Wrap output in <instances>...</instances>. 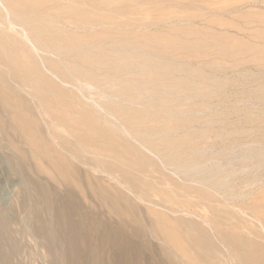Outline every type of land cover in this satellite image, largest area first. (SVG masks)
Returning <instances> with one entry per match:
<instances>
[{
  "label": "rangeland",
  "instance_id": "rangeland-1",
  "mask_svg": "<svg viewBox=\"0 0 264 264\" xmlns=\"http://www.w3.org/2000/svg\"><path fill=\"white\" fill-rule=\"evenodd\" d=\"M144 1H146V0H144ZM144 1H143L142 6H143V8L145 7L144 8L145 10H143V8H141L142 10L140 12L141 15L143 14L142 17L144 20L142 18H140L141 15L138 16V14H133L135 16V18H133L132 14H129V15H131V20L134 19V21H136L138 24L142 23L141 26L143 25V23L145 25V23H147L150 19L158 18V20L159 19L160 20H159V22L157 21L158 24H155L156 26L153 25L150 27V29L147 27L144 28V25H143V28L141 27V30L144 29L145 31L142 30V31H144V32H142L140 30L141 31L140 33L146 32L145 34H147V31H148V33L152 34V31H153V33L155 32L158 35L162 34L166 38L170 39L169 43H171L173 46V42H175L177 38L181 39L182 36H183V38L179 41H182V40L187 41L188 39H192L193 35L192 34L190 35V33L188 34L189 28L199 27L200 25L203 24L201 27L206 26L207 29H209V28L211 29L214 26V29L208 30L209 32H211V31L216 32L218 30L216 32V34L217 33L219 34V32L222 33L224 30V33H222V34H225L224 35L225 41H228L225 43H228L227 45L234 46L235 48L233 47V50H235L237 47V46H235V44L237 45V43H239V44L242 43L241 45H244V44H246L247 40L249 43H251V42L254 43L253 44L254 46L251 45L252 43L249 45L250 47H248V48L247 47L242 48L243 46L242 47L240 46L242 49V50L240 49V51H239V47H238V51H239V53H237L238 56H237V54L235 55V53L234 54L230 53L229 54L230 56L234 55V58L232 57L233 60H231V58H230V61H226L229 59H226L225 57H220V56H219L220 59L218 58V56L216 57L217 59L214 58L213 55L215 56V54L213 52L212 53L210 52L211 54L206 53V54H208L209 57L206 56V59L205 58H199L200 61H198L199 59L195 58V55H196V57H198V55L203 54V51H200L199 48H189L188 50L184 49L185 51L180 49V48H177L178 51L179 50L181 51V53L180 52L177 53V50L175 49L176 46H174V48H172L171 45H169V44L165 45L166 43H164L162 41H159L160 43L159 42L157 43V41L155 42L154 49H157V47H159V46L162 47L163 44L165 45V48L171 46L170 52L168 50L166 52H164V50H166L165 48H158V53L162 54L164 59H165V57H167L165 59L166 61L168 59H170V60H168V62L165 63L164 59L161 60L163 57L160 55V57H161L160 61H162V62H159L158 60L160 57H158L159 56L158 53H156L157 57H158L157 58L155 55V52L154 53L149 52L150 53L149 55H151V58H153L155 60L157 58V62H156L157 64L155 63L154 60H151L150 57L147 55L146 56L149 58V60H151V62H149L148 58L146 60L144 59L146 62H142L144 60H142L140 62L143 63V68L148 67L149 64H151V65L154 64L156 66H158V65L164 66L165 65V67L167 68L169 73H170V71H172V74L166 75V76H168V78H171L173 76L170 79L171 81L174 80V77H178L177 79H180L179 76L181 75V73L184 74V72H186V71L182 72L183 71L182 66L184 64H185V66H183L184 68L189 69V70H190V68L194 69V70L196 69V71H198L199 65L197 66V64L201 65V63H199V62H202V60H204L202 62V66H200V69L202 68V70L204 69L205 71L203 70L204 72L203 71H200V72L204 73V74H202V76L204 77V79L205 78L206 79L204 80L203 78L200 79L197 77L193 80L195 75H193V76L189 75L190 79L188 78V80L189 81L192 80L193 81L192 83L189 82L190 84L188 83V84L183 85L182 83L177 82V84H178V87H177L178 90L177 91L179 93L177 94L178 95L177 96L175 94V92H172V96L175 95L174 98L176 96L177 97L182 96V98H184L182 95L183 93H181V91H183L181 87H183V89L185 88L184 91H187V93H190V94H195V92H196V93H198L197 95H199V93L202 92V95H203L204 91L209 93V91L215 92V90H216L217 94L219 91V94L217 95L215 93L214 94L210 93L211 96H213V95L214 96L211 97L209 95V97H208V93H206V94L204 93V95L202 97L201 93H200L199 96L201 99L195 98L196 100L192 101L193 104L190 103L189 100H185V103L181 102L182 101L181 100V101H179V102H181V105L179 103H178L179 105L176 104V106L178 107V111H177L178 113H179V109L182 108L180 110V113H179L180 116L178 115V113L176 114V112L174 111L175 114L174 113L173 114H174V116L175 115L176 116L174 117L172 115L173 116L172 117V116L167 115V117H168V118L166 117L167 120L161 118L162 113H164L163 109H165V112H166L167 111L166 108H169V106L170 105L172 106V104H168V101H167L166 103L168 105L165 103L166 107L159 109L158 106L156 105L157 103L155 102L156 101L155 99L157 97H154L155 94H153V91L149 87L147 88V86L143 87V89L141 88V90H143V92L141 90H138V89H140L139 85H137V88H136V90L141 92L140 93L137 91L139 94H142L141 95L142 99L144 96L145 97L147 96L146 99H149V98L152 99L153 98L152 99L153 102L149 103V106L147 105V109L145 107L142 108V103L144 102L143 105H145V102H146V101H144L145 97L142 100L141 104H140V102H138L139 104L137 103L140 107H138L135 102H132L133 105L132 104L130 105V104H128L129 102L119 101L120 106L122 105L121 103L124 104L121 107L123 108V111L125 110L124 112H126V114L132 110L134 112H141L143 110L144 111L148 110L150 112H148L147 115H148L149 119H151L154 117L153 115L157 114V116H158L160 114L159 112L163 111L160 114L161 116H159L160 118L157 119L158 121L154 122V124L157 125V124L161 123L162 125H166L167 127L171 126V128L172 127L176 128V129L173 128V130L171 131V133H173V134L176 132V135L174 134L176 137H174V135L171 134L172 136L170 135L171 138L169 136V138H170L169 140H166V139H168V138H166L164 141L163 138L168 136V135L163 136L164 134L163 135L157 134V136L155 135L156 137H158L157 139H155V136H149L147 138V136L145 135V133L147 134V131L149 129L147 127L152 124L147 119L148 117H145V119H147V121L144 124V121H145L143 119L144 117L142 118L143 120L142 119L134 120L135 118L134 119L132 118V117H134L133 111L130 112V113H133V114H131L132 117L129 116V113L126 115L128 122H126V123L123 122V124L125 123L124 127L127 126L129 128L130 125L131 126L132 125H136V126L139 125V127L136 128L135 126H132L131 128H134V129L129 128V130H131L130 131L131 133H129V136H127V131H125L126 134L124 131H121V136L124 137L123 139L126 142L127 141H128V143L131 141L133 142L134 138H136L133 132L139 130L140 133L135 132L136 134L137 133L139 134V135H137V138H136L137 143H135L136 142L135 140H134L135 142H133V143L135 144L136 148H138V149L140 148L139 154H140V156L143 157V160H140L141 167L139 169H135V170L130 171L132 173L127 171V173L125 175H121L120 171H113L114 176H112V174H110V175H111V177H114V179L111 178L106 173H105V175H104V173H101V172L98 174L99 171H97V170L95 171V169L106 168L104 166L103 162H106L108 159L109 162H106V163H111V161L113 160V158L111 156H109L110 154L107 153L106 150L98 147L97 150L101 149L100 153L102 151L101 154H103V155H101L99 153H96V155H95L94 153H92L94 150L96 151L97 146L95 148V144H92V146L94 145V147L89 146V148L92 147V148H90L91 151L89 150V148L87 146L84 145L83 146L84 148H81L82 146L78 147V149L80 148V150L82 152L81 153L79 150V153H81L82 155L84 153L83 156H85L84 158L80 159L81 154H80V156H77L72 152V146L75 148H77V146L74 145V144H76V142L74 141L73 136L70 135V132H69V131H71L70 128L67 129L65 127L64 128L59 127V130L61 129V131H62V132L58 131L59 134H61V136L66 139L64 142H59V140H57L55 138L51 139L49 137V135H50V133L52 134V131L54 128H52L49 125V129H48V126L47 127L45 126L44 121H46L47 123H48V121L45 120L47 118H46V114L43 112H42V125H40L42 136H45L46 140H48V142L51 144L52 153L56 154V153L60 152L59 154L62 155V157L64 155L66 156V154H67V156L66 157L64 156L63 158L65 159L66 163L70 167H72V169H74V171H75V172H73V175H70L69 176L70 178L66 180L67 184L62 182V180L59 183L60 179L57 177V175L55 173L53 174V172H52L53 170L43 160H42V162L36 163V161L34 159H32V157H31L32 156L31 154L33 153V151L32 152H30V151L32 149L29 150V147H28L29 151L25 150L27 148L26 145L25 146L23 145V144H25V142L22 140H19L18 137L14 134V132H11L7 137L8 140H9V138H11V140H9V141L2 140L1 141V139H0V264H230V263L236 264L237 263V259H236L237 251H236L235 243H232V242L227 243L226 241H224V243H223L222 234H229V231L231 229H232L231 230L232 232H230V233H233V234L242 233L243 235L245 234L244 233L245 231L247 234V232L250 231L252 228L257 229L260 232L262 231L261 228H259L261 226H258V225L262 224L261 221L258 219V217L256 218L255 214L251 210H253L254 207H256V204L259 207V209L261 208L262 211L264 210V202H263L264 200L261 201V198L264 199V197H262V196H264V194H260V193H264V91H263L264 90V73H263L264 72V63H260L261 61L264 62V60H262V59H264V57H263L264 54L262 55V53H263L262 50L264 47L261 46L262 44L264 45V41H263L264 40V0H255L256 2L258 1V3H256V2L253 3L254 0H212V1L207 0V3H206V0H201V1L197 0V3H196V0L195 1L191 0L192 1L191 3L189 0H185V1H182V0H180V1L179 0H177V1L173 0L172 1L171 0L172 3L170 0H168V1L163 0L164 2L161 0H157V1L154 0L156 2H154L153 0H149V2L146 1V2H148L147 4ZM159 2H160V5L162 6L163 9L166 8L167 11L168 10L169 11L168 12L166 10L162 11L163 9L158 4ZM169 2H170V5H169ZM203 2H205V3H203ZM154 3H157V5ZM163 3H165V4L167 3L168 5L167 4L165 5ZM188 3H189V5H188ZM193 3H195V4H193ZM255 3H256V5H255ZM206 4L208 6H206ZM186 5L189 7H186ZM190 5H192V6H190ZM193 5H195V6H193ZM216 5H218V6L220 5L222 7L224 6L226 8L220 9L222 7H219L215 10L214 8H216ZM251 5H253V6H251ZM148 6H150L151 8L154 6L157 9L160 7L161 12L159 11L160 8L158 10L160 13L155 8H153L154 12H152L153 10L150 9V7L148 8ZM241 6H242V8H241ZM201 7H203V9ZM208 7H210V9ZM147 8H148V10H146ZM184 9H187V10H184ZM183 10H184V13H183ZM188 10L190 12L192 10H195V11H192V13L195 12V13H193L195 16L194 17L195 22H193V23H192V21L191 22L189 21V20H192L193 14L191 17H189V15L187 16V14H185L186 11H187V13H189ZM196 10L197 11L199 10L198 11L199 13L200 12L203 13L205 10V12H207V13L209 12L208 14H211L209 16H208V14H205V15L202 14V18L204 17L205 19L206 18L209 19L208 23L211 22V19L215 20V18H216L217 20H222V22L224 21V22H228L230 24L228 25L225 23L226 24V26H225V24L219 23L221 21L215 20V22H214L212 20V22L210 24L213 26L210 27L211 25L209 24L210 26L208 28V25H207L208 23L207 22H206L207 24L204 23L207 20L202 19L201 17L196 18V15H197ZM210 10L212 11V13ZM155 11H157V12H155ZM173 11H174V13L172 14ZM175 11H178L179 12V13L177 12L178 14L182 13V14H185L186 17H189V19L186 21L188 24L184 23L183 21H179L181 17H180V15L178 16ZM180 11H181V13H180ZM229 11H230V14H229ZM160 14H163L166 16L163 17ZM169 14H172V16H174V15L178 16L176 19H178L180 17L178 19V21H179L178 24H182V26H184L186 28L183 27L184 29L183 28L180 29L179 26H181V25H177L175 16H174L173 20H172V18H170V20L167 21L169 19V17H172V16H169ZM182 14H181V16L184 18V15H182ZM189 14H191V13H189ZM212 14H215V15H212ZM129 15L126 16L128 21L130 20L128 18ZM167 15L169 17H167ZM136 16H138V17H136ZM160 16H162V17L159 18ZM213 16H214V18H213ZM166 17H167V19H166ZM163 18L166 19V20L164 19L165 22H164V20H162ZM200 18L204 21L200 20ZM174 19H175V21H174ZM186 19L187 18H185L184 20H186ZM196 20L197 21L199 20L198 22H200V23H198ZM189 22L192 24H190ZM213 22L215 24L219 23L218 25H220V24H222V25L221 26H215V24H212ZM163 23H166V24L163 25ZM173 23H174V26L177 25L176 27H178V29H180V32L183 30L185 33L184 32L180 33L178 30H176L177 28L172 26ZM196 24L198 26H196ZM232 24H233V26L235 25L236 27L234 26L235 27L234 29L232 27H230V28H232L230 30L229 26H232ZM57 25H59V24L57 23ZM166 25H169V26L171 25L175 29H173L172 27L166 26ZM190 25H192V27ZM194 25H195V27H193ZM154 26L156 29L154 28ZM159 26H161L162 28ZM227 26H228V28H226ZM237 27L244 30L245 32H243L241 30L239 31L240 33L237 32L238 31V29H236ZM164 28H167V29H164ZM171 28L173 29V33L169 32V35H168L167 30L169 29V31H171ZM146 29H149V30H146ZM162 29H164V31ZM186 29L188 30L187 32H186ZM158 30H160L161 32L160 31H159V33L156 32ZM229 30H230V32H229ZM233 31H236V33ZM174 32H175V34H174ZM214 32H211V33L215 34ZM166 33H167V36H166ZM178 35H180V36L182 35V36L179 38V37H177ZM228 35L231 39L227 38L228 40H226V37H228ZM233 35H234V37L237 35L236 37H238V38L240 37V39L236 40L235 39L236 37L235 38L233 37L234 39L232 40ZM184 37H186V38H184ZM195 37H196V35L194 36L193 39H195ZM235 40H236V42H235ZM225 43L223 42L224 45H226ZM255 43H257V44H255ZM248 44H247V46H248ZM258 44H259V46L262 47V50L260 49V47H259L260 50L258 49ZM216 45L217 46L219 45V46L218 47L215 46V49H216V47L218 49H222L221 47H223V49H232L231 47L229 48V46L222 45V43L220 44V42L219 43L217 42ZM220 45H222V46L220 47ZM251 46L254 48H255V46H257V50H259L258 53L261 55V56H259V59L260 58L261 59L260 60L257 59V61L255 63H253L251 60H253V61L256 60L253 57L254 56L258 57L259 54L257 53V51H255L256 48H255V50H253L251 48ZM171 49H173V50L171 51ZM129 50L131 51V49H128V50L126 49V51L128 53H129ZM134 50L131 51V53L135 54ZM243 50L245 52L249 51V50H253L257 55L253 51H249L248 52L249 54L245 53V52H241ZM173 51H175V54ZM193 51H195V53ZM260 51H262V52L260 53ZM171 52H173L172 54L174 56L175 55L176 56L173 57L171 55ZM190 52H192V53L190 54ZM240 52L242 53L243 56L241 55ZM244 53H245V55H244ZM184 54L185 55L187 54V56H188V57L186 56V59L184 57ZM42 55H43V57H45L46 53L42 51ZM229 55L226 57L227 58L230 57ZM170 56H172V57H170ZM189 56H191V57H189ZM239 56H241L240 59L244 60V58H245V62H238L239 58H237V57H239ZM250 56L253 59L249 58L251 60H249V62H248V60H246V59H248V57H250ZM46 57L52 61L57 60L55 55H52V54H47ZM176 57H178V58H176ZM210 58H211V60L214 58L215 60H218V61L221 60V58H222V60L219 63H216L217 65H214V66L219 67L220 72L216 73L217 72L216 70L218 69L217 67H214V69H216L214 71L213 66L210 64L212 62L210 60ZM182 59L184 60V62H182L183 61ZM190 59L196 60V61H192ZM62 60H63V62H65V61L70 62V59H62ZM180 60H182V61H180ZM152 61H154V62H152ZM186 61H187V63H186ZM208 61H211V62H208ZM181 62H182V64H181ZM221 62L223 65L221 64ZM231 62L234 63V65L237 63L236 66H234L233 64L231 65L230 64ZM246 62H248L247 63V64H249L248 66H247ZM194 64H195V66H194ZM228 64H230L229 65L230 69H229V67H227ZM203 65H204V68H203ZM205 65L207 66V68H205L206 67ZM240 65L241 66L243 65V66L241 67ZM244 65H245V67H244ZM61 66L63 67V64ZM171 66L172 67L174 66V67L172 68ZM226 67L229 69V71ZM177 68H178V70H176ZM179 68L180 69L182 68L181 71H179L180 70ZM225 69H227V70H225ZM140 71L142 74V69ZM230 71H232V73ZM235 71H237V72H235ZM243 71H245V72L243 73ZM205 72L207 74L208 73H210V74H208V75L206 74L207 75L206 76ZM238 72H240L241 74ZM179 73H180V75H179ZM220 73H221V75H220ZM214 74H215V77H214ZM224 74H226V76ZM238 74H240V75H238ZM184 75L180 76L181 79H183L185 77ZM142 76L143 77L147 76V77H145V79H144V78H142ZM166 76H165V78H167ZM208 76H211L214 78H211ZM218 76H219V78H217L216 80L218 81L219 84H222L221 86L215 80V78ZM191 77H192V79H191ZM232 77H234V78H232ZM135 78H139V77L136 75ZM165 78H164V76L157 78L152 72L147 71V70L140 77L141 81L143 80L142 83H144V81H148V79H149V80L155 81V83H157L160 87L162 86L163 83H166V82L169 83L170 82V80L168 78L166 80H165ZM208 78H210V79H208ZM245 78H247V79H245ZM211 79H213V81ZM157 80H159V81H157ZM200 80L205 82L206 84H204L203 82H199ZM214 81H216V83H217V85H214L215 87L213 85H211V84H216V83H211ZM209 82H210V85L208 84ZM7 83L10 84V82H8V81H7ZM194 83H195V86L193 85ZM157 84H156V87H158ZM84 85L88 88V90H92V91H89V94H92V93L93 94L90 95L89 97L94 102H96V103L98 102L97 104H101V106L106 107V102H107V104L110 102H114L113 97H111V96L108 97L105 94H101L99 92H96L95 91L96 89L94 88L93 85L88 84V83H86ZM200 85H204L202 87L205 89H202V87H200ZM189 87H191V88H189ZM193 87H194V89L195 88L197 89V87H200V88H198V90L201 89V91L198 92V90L195 89L196 91L194 92L191 90ZM63 88H65V87H63ZM129 88L131 90L135 89V88H133V86L131 87L130 85H129ZM219 88H220V90H219ZM145 89H147V90H145ZM186 89H188V90H186ZM158 90H160V89H158ZM23 91H22V93L24 95H25V91H26L27 95L30 93L29 89H25ZM145 91H146V93H145ZM220 92H222V93H220ZM227 92H228V94L230 93V95H229L230 98L226 94ZM94 93L97 96L94 95ZM168 94H169V96H167ZM224 94H225V96H224ZM160 95H164L165 98H166V96L169 97L167 99H170V97H172L170 90H167V89H166L165 93H163V94L160 93L158 95V97ZM216 95H217V98H216ZM226 95L228 97H226ZM204 96H207L208 99L211 97V99L206 100V98H207L206 97L205 98L206 102H204L205 100L202 99V98H204ZM221 96H222V98H220ZM214 98L218 101H216ZM102 99H103V101H102ZM104 100H106V102ZM99 101H101V102H99ZM197 101L199 102V104L197 103ZM209 101H211V102H209ZM116 102H118V101H116ZM176 102H178V101H175L173 106H175ZM194 102H195V104H194ZM201 102H203L204 105ZM154 103H156V104H154ZM116 104H117V106H119L118 103H116ZM150 104L152 105V108H151L152 111H151V109H149L151 107ZM187 104L192 105L191 108H189V107L186 108ZM218 105H219V107H218ZM128 107L131 109L130 111L127 110ZM137 107H138V110H137ZM132 108L136 109V111ZM184 108H186L188 110V113H187V110H184ZM212 108H214V109H212ZM94 109L98 111L97 107L96 108L94 107ZM140 109H143V110H140ZM156 109H159L160 111L159 110L155 111ZM0 110H2V108H0ZM2 111H1V113H2ZM115 111H118V110L113 109L112 111L109 112L111 120H113V118L116 119V113L117 112H115ZM98 112L103 113L100 109ZM195 112H196V114H195ZM234 112H235V114H234ZM43 114H45V115H43ZM150 114L152 115V117L150 116ZM177 115H178V117H183V118L186 117V118H184L185 121L182 118H180V120H179ZM213 115H214V117H213ZM197 117H198V119H197ZM199 117H200V119H199ZM215 117H216V119H215ZM130 118L132 120H134V122H132ZM136 118H138V117H136ZM203 118H204V120H203ZM208 118H209V121H208ZM171 119H172V121H171ZM187 119H188V121H191L193 127H191L192 126L191 124L187 125V123H186ZM192 119H194V120H192ZM168 120H170V121H168ZM199 120H203L202 121L203 123H205V121H206V124L209 125V127L206 124H205L206 127H205V125H201V122ZM210 120L214 121V123L212 121H211L212 123H210ZM220 120H221V122H220ZM177 121H180V122L177 123ZM196 121H198V122H196ZM207 121H208V123H207ZM262 121H263V123H262ZM140 122H142L141 126H143V124L145 126L140 127V124H141ZM164 122H166L167 124ZM199 122H200V124H199ZM146 124H148V126ZM161 124H159L160 127L162 126ZM174 124H176V125L178 124L179 130H181V131H178L177 127H175ZM210 124H213V126H210ZM186 126L187 127L189 126L188 128L189 129L191 128V129L185 130V129H188ZM182 127H186V128H182ZM122 128H123V125H122ZM128 128H127V130H128ZM142 128H143V130H142ZM161 128H164V127H161ZM194 128H196V129H194ZM64 129L66 131L65 133H63ZM123 129L126 130L125 128H123ZM136 129H138V130H136ZM182 129L184 131H182ZM193 129H194V132H193ZM197 129L201 130V132H198ZM203 129H206V130H203ZM132 130H134V131H132ZM185 131L186 132L189 131V132L186 134ZM195 131L197 132V134L195 133ZM181 132H183V134L185 133L186 135L184 134V135H182L184 137H181V134H182ZM192 133L194 135H196L195 138H192V137H194ZM190 134H192V136H190ZM94 135L96 136V134H94ZM94 135H93V137H95ZM131 135H134V136H131ZM197 135H200V136L202 135L201 136L202 139L200 138V136H197ZM138 136H141V137L143 136V138L145 140L148 139L149 141H151L153 139L152 143H156L155 144L156 146L155 145L154 146H155V148L157 147L155 150V153H156V151L157 152L162 151V152H160V153L158 152L159 154L156 153V155H154L153 154L154 152L148 151L149 152V154H148L147 150L145 149L146 147L149 148L148 147L149 145L147 142L148 140L144 141L143 139H141V140H143L142 141L143 144H142L141 140L138 141L139 138H141ZM178 136H179V142L177 139ZM186 136H188L189 138L191 137L192 139H186ZM129 137L131 138V141H130ZM159 137H160L161 142H159ZM150 138H152V139L150 140ZM196 138H197V140H196ZM173 139H174V141H173ZM176 139H177V142H176ZM193 139H195V141H196V142H194V143H196L194 145H193ZM10 141L12 142V144L10 143ZM101 141L103 142V144H106L105 143L106 140L105 141L101 140ZM154 141H156V142H154ZM132 142L130 144H132L134 146V144ZM138 142H140V143L138 144ZM6 143H10V144L7 145ZM66 143H67V145H66ZM159 143H161V145ZM170 143L175 144L176 147L170 146ZM187 143L191 144V145H189L190 147L187 146L188 145ZM57 144L60 146V148H59V146H57ZM61 144L62 145L64 144L65 146L64 145L63 146L65 148ZM144 144H147V146H144ZM163 144H165V145H163ZM179 144H181V145H179ZM139 145L143 146L145 148L142 147L143 148L142 149ZM185 145L187 146V148L185 147ZM159 146L162 147L163 150H161L162 148H160ZM192 146L194 147V149L191 150ZM11 147H12V149H11ZM56 147H58V148H56ZM62 147H63V149H62ZM158 148H159V150H158ZM164 148H165V150H164ZM174 148L176 150H174ZM197 148H199V149L196 151ZM58 149H60V150H58ZM64 149H66V150L63 151ZM82 149L85 150L86 152L83 151ZM183 149H184V151H183ZM187 149H189V150L187 151ZM177 150H179V151H177ZM163 151H164V154H163ZM169 151H170V153H172V155L173 154L174 155L173 156L168 155ZM172 151H174V152H172ZM185 151H187V152L185 153ZM28 152L31 155L30 157H29ZM89 152H90V155L87 154ZM104 152L106 153V155ZM141 152H143V153H141ZM151 152H152V154H150ZM189 152H194V153H196V155L197 154L203 155V156H199V157L200 158L204 157V158L203 159L198 158L200 160L199 161L198 159H196L198 155L197 156L195 155L196 156L195 157L194 154L191 153L190 154L191 156H190L188 154ZM71 153H72V156H71ZM91 153L95 155V156H93V158H95V159L92 158ZM182 153L186 154V155L184 156ZM142 154H144L145 156ZM161 154H162V156L159 158V156ZM166 154L168 155L169 161L166 159L164 160V158H163V157L167 158ZM177 154L178 155L180 154L179 157L180 158L182 157V159H179ZM24 155H25L24 160H23L24 163L22 162L23 173L17 174L16 172L13 171V169L10 168L9 159L10 158H13L16 160L19 159V161H20V160H22V158H23L22 156H24ZM146 155L148 156V158ZM157 155H159V156H157ZM192 155L195 157V159ZM149 156L151 157V159H153V161H151ZM186 156H188L190 158L191 162L193 163V164H191V166H190V160L188 161L189 158L186 159ZM172 157H176V160H175L176 162L180 161V160H181V162L175 163L174 162L175 158H172ZM76 158H78V161L80 162V164H79V162H77ZM137 158H139V156ZM158 158L159 159L163 158L164 162L165 161H166V163L168 162V165L164 163L165 166H162L163 161L159 160ZM177 159H179V160H177ZM192 159H193V161H192ZM96 160L100 161V163H96L97 165L95 164ZM154 160L156 162V165L154 164L155 163ZM171 160H173V161H171ZM185 160L187 161V164L189 165L187 167H186V163H185L186 161ZM170 161L172 163H175V165L177 164L176 166L181 168V169H183V168H184V170L187 169L188 173H186L187 171L185 170L186 172L182 173L184 175V177H183V175L180 173V170L177 169V171H179V172H176V167H174L175 169L174 168L172 169V167H170V165H171V164H169ZM197 161H199V162H197ZM81 162L85 163V164H82ZM146 163L148 164V166ZM151 163L154 164L155 166L152 165ZM160 163H162V164H160ZM194 163H195V165H194ZM202 163L204 165L205 164L206 165L204 166ZM77 164H79V165H77ZM93 164H94V166H93ZM178 164H181V165L178 166ZM183 164H184V167L182 168ZM83 165H84V167H83ZM166 165L168 166L169 169H166L167 168ZM175 165L172 164L171 166H175ZM201 166H202V169H199ZM207 166H209V167H207ZM41 167H43V168H41ZM159 167H160V169H159ZM195 167L198 169L196 170ZM37 168H39V169L37 170ZM154 168H155V170H153ZM191 168H192V170H191ZM206 168L208 170H206ZM210 168H212L211 171H209ZM40 169H41V171H40ZM77 169H79V170L77 171ZM145 169H146V171H145ZM165 169L168 171H166ZM188 169H190V170H188ZM147 170H149V171H147ZM202 170L204 171V174H203ZM154 171H156L158 173V175H156V172L154 173ZM162 171H163V173H161ZM169 171H171V172H169ZM189 171L192 172V174ZM145 172H148V173L145 175ZM175 172L177 174H175ZM219 172H222V173H219ZM129 173L132 174V176L129 175ZM133 173H135V174L133 175ZM141 173H143V174H141ZM164 173L166 175L167 174L168 175L166 176ZM178 173L181 175L178 176L179 175ZM194 173L195 174L198 173L197 176H195ZM209 173L211 175L213 173L216 176L213 175L214 176L213 177ZM216 173H219V174H216ZM163 174L166 177H164ZM199 174H201V176L204 175L202 177H206V174L207 175L209 174L210 177L208 175L207 176L208 178H206L207 180H205L201 177V179H203V180H201L199 178ZM220 174L222 176H220ZM173 175H174V177H173ZM191 175H194L197 178H195ZM218 176H220V177H218ZM119 177H122L124 180L122 178L120 179ZM145 177H147V178H145ZM152 177H153V180L155 178V182L151 179ZM159 177H160V180L158 179ZM162 177H164V178H162ZM167 177H168V179H170V178L171 179L168 180V179H166ZM175 177H178V178H175ZM189 177H193L196 181L191 182V181H194V179L190 180ZM223 177H225V181L223 183L227 182L226 184H228V185H224L222 182H220V181L224 180ZM213 178H214V182L212 183L210 181ZM79 180H81L80 183H79ZM91 180L93 181L94 185H93ZM126 180H128L129 182ZM156 180H157V182H156ZM162 180H164V181H162ZM186 180H188V181H186ZM25 182H27V183H25ZM55 182H57V183H55ZM130 182H132V184ZM151 182H152V184H151ZM197 182H198V184H197ZM209 182L211 183V184H209V187L214 186V185L215 186L209 189V187L207 185ZM30 183H31L32 187L29 186ZM70 183H72V185H70ZM118 183H120V184L122 183L121 186ZM125 183H127L128 185H126ZM129 183L131 186L129 185ZM155 183H156V185H155ZM157 183H158V185H159V183H161V184L158 186ZM24 184H27V186L25 188H24ZM123 184L125 185V187H122V186H124ZM217 184H219V186ZM133 185H135V187ZM180 185H181V187H180ZM220 185L223 186V187L221 186L222 188L225 187L228 190H225V188H224L225 191L221 192L222 189H221ZM42 186H43V188H41ZM93 186H95V187H93ZM128 186H130V187H128ZM205 186H206V188H205ZM216 186H218V188H216L214 190V188ZM186 187H188L189 189H187ZM48 188H50V190L52 189L51 192L54 193V196H55V194H56V196L58 195L57 197L55 196L56 198L54 199V207L56 208L55 209L56 211L59 207L58 200L62 199V197L65 196V194H67V190L76 195L75 197L79 202H77L78 204L74 203V205L73 204H71L72 206L70 205V214L67 217L68 220L67 219H65V220L56 219V218H54L53 214H49V212L48 213L46 212V209L44 207L45 202L43 201V193H42V199H41V196L39 194H41L40 193L41 191L43 192V189L45 190ZM93 188H94V190H93ZM111 188L113 190H111ZM129 188H131V189H129ZM181 188L185 189L188 194L186 193L185 190H184L185 191V193H184V191ZM199 188L202 189V192H201V190L199 191ZM79 189L81 190V192ZM97 189L98 190L101 189L100 193H98L99 191L97 192ZM116 189L118 190V192L120 191L119 192L120 194L117 191L113 192ZM211 189H213L216 193ZM231 189H233V190H231ZM63 190L66 193H64ZM54 191H56V193ZM148 191H150V192H148ZM166 191H167V193H166ZM169 191L171 192V195H170ZM176 191L178 192V194L176 193ZM193 191H195L196 193ZM218 191H220V192H218ZM240 191H242V192H240ZM256 191L257 192L261 191V192L257 193ZM101 192H103L102 194H104V193L110 194L111 193V195L113 197H117L120 195L126 197L128 199V200L127 199L126 200L130 203L131 209L129 208L128 204L119 203L118 204L119 208H122L124 210L121 209V211L118 213L117 211L112 209V207H110V205L105 200H104L105 202L102 201L103 199H102ZM212 192H214L215 194ZM237 192H240V194L239 193L237 194ZM245 192L248 193V195H249V193L251 195L248 196ZM253 192L255 194H253ZM132 193H135V194H132ZM241 193L243 194V196L246 195V196H244L245 198L242 196ZM151 194H153V195H151ZM197 194H198V196H197ZM230 194H232V195H230ZM235 194H237L236 196L238 199H235L236 197L232 198L233 196H235ZM259 194H260L261 198H258ZM158 195H160L161 198L158 197ZM172 195L173 196L176 195V198H175V196L173 197ZM131 196H133V197H131ZM170 196H172V198L173 199L175 198V199L174 200L171 199ZM241 196L243 197V199ZM177 197H178V200L180 199V201H176ZM239 197H241V198H239ZM247 197H248V199H247ZM162 198L165 200L164 203L162 202L163 201ZM204 198H205V200H204ZM207 198H208V201H210V202L206 201ZM140 199H141V201H140ZM223 199L227 200V202L224 201ZM197 200H198V202L200 201L201 203H204V204L202 205V204H200V202L198 203ZM237 200L239 203H237ZM252 200L257 201V203L253 202ZM151 201L152 202L155 201V203L153 204ZM170 201H171V203H170ZM192 201H194L196 203H193ZM233 201L236 202L237 204L234 203ZM240 201H242L243 204ZM148 202L149 203L151 202L153 205L149 204ZM181 202H183V204ZM191 202L193 203L194 207L192 206ZM105 203H107V204H105ZM52 204H53V202H52ZM157 204H158V206H157ZM233 204L235 205V208H234ZM160 205L162 208L159 207ZM239 205H241L243 208L241 206H240L241 208H239ZM210 206H211V208H210ZM40 207H42L41 208L42 210L39 209ZM179 208H180V210L182 208L181 213L179 212L180 211ZM238 209H240V210L242 209L241 210L242 212ZM255 209H257V207ZM259 209H257V211H259ZM261 209H260V211H261ZM125 210H127V211H125ZM191 210L195 214H193V212ZM218 211H220V213ZM222 211H227L228 213L225 212V215H223L224 212L222 213ZM129 212L131 214H135L137 216V218L139 219V222H141L142 224L139 223L140 224L139 225V227H140L139 232H141L140 234H139V232H135L136 234L130 235L126 231H124V234H125L124 236L127 239V241H128L127 242L126 240L116 238V236L119 237L121 235L122 230H128L131 228L133 230L136 229L135 225H133L134 223L132 220V215ZM184 212H186V213L188 212L189 214L188 213L186 214ZM263 212H260L259 214H261ZM157 213H159V214H157ZM229 213H231L230 216H229ZM121 214H122V216H121ZM163 214H164V216H163ZM156 216L157 217L159 216V218L161 216L160 222H162L163 225L158 223L159 221H157ZM262 216H264V214H262ZM234 217H236V218H234ZM241 217L244 220H242ZM125 218L128 220H126ZM159 218H158V220H159ZM174 218L176 219V221H174L175 220ZM4 220H5V222H4ZM258 220L260 221V223H258L259 222ZM128 221L131 223H129ZM191 221L193 222V224ZM100 222H101V224H100ZM127 222L131 225L126 226V225H128ZM165 223H167V224H165ZM189 223H191V224H189ZM239 223H241V225ZM164 224L166 227L168 225L170 227L168 226L166 228L164 226ZM184 224L187 226V228H189V230L186 228V226ZM1 225H3V226H1ZM171 225H172V227L174 226L173 230H175L178 234L175 231L171 230L172 229ZM188 225H192V227H189ZM41 226H42V229H41ZM98 226H100V227H98ZM193 226L195 228H193ZM251 226H253V227H251ZM2 227H4V228H2ZM219 227L221 228V232L219 230L220 229ZM231 227H233V228H231ZM161 228H162L163 232H162V230H160ZM168 228L169 229L171 228V229L169 230ZM143 229H144V231H142ZM191 229H193L194 233ZM228 229H229V231H228ZM178 230H179V232H178ZM225 230L227 233L224 232ZM61 231L63 232L65 239H63V238L61 239V237H60V234L62 233ZM166 231H170V232L169 233L167 232L168 234L166 235ZM188 231H191L192 234H189L191 232H188ZM215 231H217V233ZM161 233H164L165 235L162 234L163 235L162 236ZM170 233H172V235ZM201 234L203 237H206V239L203 238L201 236ZM261 234L263 235L264 233H261ZM102 235H103V239H102ZM136 235H138V236L135 237ZM197 235H199V236H197ZM247 235H244V236H247ZM166 236H171V237H166ZM176 236L182 238V240L180 238H179L180 240H178V238H176ZM184 236H185V238H184ZM248 237H250V236L248 235ZM71 238H72V240H71ZM167 238H169V241L167 240ZM173 238H175V239H173ZM116 239H119V240L116 241ZM62 240H63V243H62ZM67 241H69V242H67ZM173 242H177V244L175 245V243H174V245H173ZM199 242L202 245L199 244ZM225 244L228 245L231 249H228L229 247L228 246L226 247ZM222 245L225 247V249H224V247H222ZM233 246L235 247V249H233L234 248ZM63 247H64V249H63ZM210 247H212V248H210ZM183 248H185V249H183ZM185 250H186V252H185ZM222 250H224V251H222ZM231 251L232 252L234 251V252L232 253ZM233 254L236 256H234ZM232 258H234V260ZM222 259H225V260H222ZM222 261H223V263H222ZM243 264H249V263L244 262Z\"/></svg>",
  "mask_w": 264,
  "mask_h": 264
},
{
  "label": "bare ground",
  "instance_id": "bare-ground-1",
  "mask_svg": "<svg viewBox=\"0 0 264 264\" xmlns=\"http://www.w3.org/2000/svg\"><path fill=\"white\" fill-rule=\"evenodd\" d=\"M143 1L144 0H0V108H2V110H0V139H1V141L2 140H6V141H9V140H11V138H9V140H8V135L11 133V132H14V134L18 137V139L19 140H22V141H24L25 142V144H23L24 146L26 145L27 146V148L25 149V150H28V147H29V150L30 149H32L30 152H32L33 151V153L30 155V153H29V157L31 156L32 157V159H34L35 161H36V163H39V162H42V160L53 170L52 172H53V174L55 173L56 175H57V177L60 179L59 180V183H60V181L62 180V182H64V183H66L67 184V182H66V180L67 179H69L70 177V175H73V172H75L74 171V169H72V167H70L67 163H66V161H65V159L62 157V155H60L59 153H56V154H54V153H52V150H51V148H52V146H51V144L48 142V140H46V138H45V136H42V133H41V128H40V125H42V112L43 113H45L46 114V118L47 119H45V120H47L48 121V123L46 122V121H44V124H45V126L47 127L48 126V129H49V125L52 127V128H54L53 129V131H52V134L50 133V135H49V137L51 138V139H57V140H59V142H64L66 139L65 138H63L62 136H61V134H59V132L58 131H61V129L59 130V127H62V128H70V130L71 131H69L70 132V135L71 136H73V138H74V141L76 142V144H74V145H76L77 146V148H75V147H73L72 146V152L75 154V155H77V156H80V154L82 153L81 152V150H80V148L78 149V147H81V148H84L83 146L85 145V146H87L88 148H89V146H92V144H95V148H96V146H97V148H96V151L94 150L92 153H94L95 155H96V153H99V154H101L102 153V151H101V153H100V150L101 149H104V150H106L107 151V153H109L110 155L109 156H111L112 158H113V160L111 161V163H106V162H109L108 161V159H107V161L106 162H103V164H104V166L106 167V168H97V169H95V171L97 170V171H99L98 172V174L101 172V173H104V175H105V173L107 174V175H109L110 177H111V175L110 174H112V176H114L113 175V171H120L121 172V175H125L126 173H127V171H132V170H135V169H139L140 167H141V163H140V160H143V157L142 156H140V154H139V149L138 148H136L135 147V144L133 143V142H135L136 141V138H137V135H139L138 133L136 134L135 132H139L140 133V131L138 130V129H136V130H138V131H134V130H132V131H134L133 133H134V135H135V137L136 138H134V140H133V142L131 141V138H130V141L134 144V146L132 145V144H130L131 142H129L128 143V141L126 142L123 138L124 137H122L121 136V131H127V136H129V133H131L130 131L131 130H129V128L130 129H134V128H131L132 126H135L136 128L137 127H139V125L138 126H136V125H130L129 126V128L127 127V126H125L124 127V124L126 123V122H128V120H127V114L129 113V116H131L132 117V115L131 114H133L134 113V117H132L134 120H138V119H142L143 117V119L145 120L144 121V124H145V122L147 121V119L149 120V122L150 123H152L151 125H149L148 126V124H146L148 127L147 128H149L148 129V131H147V134L145 133V135L147 136V138L149 137V136H157V134H161V135H163V136H167V137H165V138H163L164 139V141H165V139L166 138H168V139H166V140H169L170 138H171V134H173V133H171V131L173 130V128L174 127H172L171 128V126L170 127H167L166 125H162L161 123H159V124H161L162 126L161 127H164V128H161L160 127V125L159 124H154V122H156V121H158L157 119H159L160 117L159 116H161L160 114L164 111V113H162V116H161V118L162 119H166V117H167V115H169V116H174V114H175V112H176V114L178 113L177 111H178V107L176 106V104H180L181 105V102H184L185 103V100H189V102L190 103H192L193 104V102L192 101H194V100H196L195 98H200V93H201V96L203 97V95H204V93L206 94V93H208V92H205L204 90V92H203V95H202V92H200L201 91V89H199L198 90V88H200V87H202V86H204V85H200V87H197V89L196 90H198V92H200L199 93V95H197L198 93H196L195 91V89H194V87L191 89L192 91H194L195 92V94H190V93H187V91H184V89H183V87H181L182 88V90L183 91H181V93H183L182 95H183V97L184 98H182V96L180 97H177L178 95V84H177V82H180V83H182L183 85H185V84H188L189 82H193L192 80L191 81H189L188 80V78L190 79V77H189V75H195L194 76V78H193V80L195 79V78H203L204 79V77L202 76V74H204L203 72L205 71L204 69V71L202 70V68L200 69V66H202V62L204 61V60H202V62H199V63H201V65L200 64H197V66L199 67V72L198 71H196V69L194 70V69H191L190 68V70L189 69H186V68H184L183 66H185V64L182 66V72H184V71H186V72H184V74H182L181 73V75H184L185 77L183 78V79H181V75H180V73H179V78L180 79H177L178 77H174V80L173 81H171L170 79L173 77H171V78H168V76H166V75H169V74H172V71H170V73H169V71L167 70V68L165 67V65L163 66V65H158V66H156V65H154V64H149L148 65V67H145V68H143V63L142 62H146L145 60L148 58L147 56H149L150 57V59L151 60H154L155 61V63L157 62V58L158 57H160V55L163 57V55L162 54H160V53H158V48H165V45H171L172 46V44L171 43H169V38H166L164 35H162V34H157V33H153V31H152V34H150V33H148V31H147V34H145V33H140L142 30H144V29H142L141 30V27L143 28V25H144V23H143V25L141 26V24L142 23H140V24H138L136 21H134V19L133 20H131V15H129V14H132V16H133V18H135V16L133 15V14H138V16L139 15H141V8H143V6H142V4H143ZM146 1H148L149 2V0H146ZM146 1H144V2H146ZM154 1V0H153ZM157 1V0H156ZM156 1H154V2H156ZM161 1H163V0H161ZM168 1V0H167ZM171 1V0H170ZM173 1V0H172ZM172 1H171V3H172ZM175 1V0H174ZM177 1V0H176ZM180 1V0H179ZM182 1H185V0H182ZM190 1V3L192 2L191 0H189ZM195 1V0H194ZM201 1V0H200ZM210 1H212V0H210ZM148 2H146V4L148 3ZM164 2V1H163ZM209 2V1H208ZM254 2H256L255 0L253 1V3ZM162 3V2H161ZM186 3V2H185ZM196 3H197V0H196ZM200 3V2H199ZM203 3H205V2H203ZM202 3V4H203ZM206 3H207V0H206ZM252 3V2H251ZM256 3H258V1L256 2ZM256 3H255V5H256ZM154 4H156L157 5V3H154ZM159 5H160V2L158 3ZM163 4H165V3H163ZM167 4V3H166ZM165 4V5H166ZM184 4V3H183ZM182 4V5H183ZM193 4H195V3H193ZM209 4V3H208ZM158 5V6H159ZM168 5V4H167ZM169 5H170V2H169ZM185 5V4H184ZM188 5H189V3H188ZM250 5V4H249ZM155 6V5H154ZM150 7V6H148V8L150 7V9H152L153 10V8H155L157 11L159 10V8L161 7L162 8V6L160 5V7L157 9L156 7ZM190 6H192V5H190ZM193 6H195V5H193ZM199 6V5H198ZM206 6H208L207 4H206ZM251 6H253V5H251ZM185 7V6H184ZM186 7H189V6H187L186 5ZM200 7V6H199ZM205 7V6H204ZM211 7V6H210ZM210 7H208L209 9H210ZM219 7H222V6H218V5H216V8H214L215 10L217 9V8H219ZM145 8V7H144ZM143 8V10H145ZM148 8L146 9V10H148ZM161 8H160V12H161ZM183 8V7H182ZM202 9H203V7H201ZM226 7H222V8H220V9H225ZM241 8H242V6H241ZM163 9V8H162ZM188 9V8H187ZM187 9H184V10H187ZM206 9V8H205ZM239 9V8H238ZM151 10V11H152ZM167 11V9L166 8H164L162 11ZM181 10V9H180ZM184 10H183V13H184ZM219 10V9H218ZM241 10V9H240ZM157 11H155V12H157ZM158 11V12H159ZM169 11V10H168ZM167 11V12H168ZM182 11V10H181ZM181 11H180V13H181ZM192 11H195V10H192ZM192 11L190 12L189 10H188V12L189 13H191V14H189V13H187V11L185 12V14H187V16L189 15V17H191L192 16V14L193 13H195V12H193L192 13ZM199 11V10H198ZM197 10H196V18L197 17H201L202 18V14L203 15H205V14H208L207 12H205V10H204V12L203 13H199ZM201 11V10H200ZM209 11V10H208ZM211 11V10H210ZM237 11V10H236ZM152 12H154V10L152 11ZM159 12V13H160ZM176 13L178 12V11H175ZM199 14H198V13ZM221 12V11H220ZM232 12V11H231ZM170 13V12H169ZM174 13V11L172 12V14ZM179 13V12H178ZM177 13V15L179 16L180 15V20L179 21H183L184 23H187L186 21L189 19V17H186V15L185 14H182V15H184V18L181 16V14H178ZM211 13H212V11H211ZM214 13V12H213ZM234 13V12H233ZM172 14H169V16H172ZM229 14H230V11H229ZM127 15H129L128 16V18L131 20H127ZM143 15V14H142ZM142 15H141V17L140 18H142L143 19V17H142ZM160 15H162L163 17L164 16H166V15H163V14H160ZM199 15V16H198ZM201 15V16H200ZM209 15H211V14H208V16ZM212 15H215V14H212ZM138 16H136V17H138ZM162 16H160L159 18H161ZM168 15H167V17H169ZM175 16V19L178 17V16H176V15H174ZM174 16H172V17H169V19L167 20V21H169L170 20V18H172V20H173V18H174ZM207 16V15H206ZM167 17H166V19H167ZM193 18H192V20H189L190 22L192 21V23L193 22H195V16H194V14H193V16H192ZM212 17V16H211ZM145 18V17H144ZM178 18V19H179ZM183 18V19H182ZM185 18H187L186 20H184ZM200 18V20H202V19H205L204 17L201 19ZM213 18H214V16H213ZM246 18V17H245ZM138 19V18H137ZM150 19V18H149ZM148 19V20H149ZM165 18H163L162 20H164ZM165 19V20H166ZM175 19H174V21H175ZM178 19H176V22H177V25H181V26H179L180 27V29L181 28H183L184 26H182V24H178ZM199 19V18H198ZM144 20V19H143ZM147 20V19H146ZM160 20V19H159ZM159 20H158V18H155V19H150L147 23H145V25H144V28L145 27H147V28H149L150 29V27L151 26H153V25H155V24H158V22H159ZM165 20H164V22H165ZM205 20H207V21H205L204 23H208V20L209 19H205ZM212 20L213 19H211V22H212ZM215 20L216 21H221V22H219V23H222V24H230V23H228V22H222V20H217L216 18H215ZM215 20H213L214 22H215ZM158 21V22H157ZM197 21V20H196ZM199 21V20H198ZM197 21V22H198ZM202 21H204V20H202ZM59 24V25H57V23ZM189 22V23H190ZM211 22H209L207 25H208V28H209V26L211 25L210 23ZM212 23V24H215V23ZM169 23V22H168ZM167 23V24H168ZM181 23V22H180ZM192 23H190V24H192ZM198 23H200V22H198ZM197 23V24H198ZM202 23V22H201ZM218 23V24H219ZM233 23V22H232ZM166 23H163V25H165ZM176 24V23H175ZM188 24V23H187ZM195 24V23H194ZM196 24V26H198ZM205 24V25H206ZM210 24V25H209ZM217 24V23H216ZM215 24V26H221L222 24H220V25H216ZM226 24H225V26H226ZM235 24V23H234ZM162 25V26H163ZM176 25V26H177ZM200 25V24H199ZM203 25V24H202ZM202 25H200L199 27H195V25L193 26V27H195V28H189V32H188V34L190 33V35L192 34L193 35V38H194V36L196 35V37H195V39H188L187 41H179V40H181L182 38H183V36H182V38L181 39H176V41L175 42H173V46H172V48H174V46H176V50H177V48H180V49H182V50H184V49H189V48H199V50L200 51H203V54L202 55H198V57H196V55H195V58H205L206 59V56H208V54H206V53H209V54H211L212 52L215 54V56L213 55V57L214 58H216L217 56H218V58L220 59V57H225L226 59H229V60H226V61H230V58H231V60H233L232 59V57L234 58V55L233 56H230L229 54L230 53H232V54H234L235 53V55L237 54V53H239V51H240V49H241V47L242 48H244V47H250L249 45L252 43H249L248 42V40H247V42H246V44H244V45H241V44H239V43H237V45L235 44V46H237L236 47V51L235 50H233V47L234 46H230V45H227L228 43H225V42H228V41H225V38H224V35L225 34H222V33H224V30H223V32L221 33V32H219V34L217 33L216 34V32L218 31H216V32H214V31H211V32H214L215 34H213V33H211V32H209L208 30L210 29H207V27L205 26V27H201ZM156 26V25H155ZM155 26H154V28H155ZM166 26H169V25H166ZM172 26H174V23H173V25ZM171 25L169 26V27H172ZM176 26H174V27H176ZM191 27H192V25H190ZM213 25H211L210 27H212ZM235 26V25H234ZM233 26V24H232V26H229V29L231 30L232 28L234 29L235 27ZM238 26V25H237ZM158 27V26H157ZM159 27H161V26H159ZM230 27H232V28H230ZM162 28V27H161ZM173 28V27H172ZM171 28V31H169V29L167 30L168 31V35H169V32H172L173 33V29H175V28H173L172 29ZM177 29L176 30H178L179 32H180V29H178V27H176ZM184 28H186V27H184ZM183 28V29H184ZM226 28H228V26L226 27ZM149 29H146V30H149ZM156 29V28H155ZM164 29H167V28H164ZM164 29H162L163 31H164ZM212 29H214V26H213V28H211L210 30H212ZM236 29H238V31L237 32H239L240 30L241 31H243V32H245L244 30H242V29H240V28H236ZM141 30V31H140ZM153 30V29H152ZM230 30H229V32H230ZM145 31V30H144ZM144 31H142V32H144ZM159 31L160 30H158V31H156V32H158L159 33ZM162 31V32H163ZM166 31V30H165ZM175 31V30H174ZM188 30L186 29V32H187ZM220 31V30H219ZM222 31V30H221ZM226 31V30H225ZM151 32V31H150ZM161 32V31H160ZM182 33L184 32L183 30L181 31ZM180 32V33H181ZM233 32H235L236 33V31H233ZM247 32V31H246ZM262 32V31H261ZM165 33V32H164ZM185 33V32H184ZM240 33V32H239ZM150 34V35H149ZM174 34H175V32H174ZM177 34V33H176ZM238 34V33H237ZM189 35V36H190ZM166 36H167V33H166ZM175 36V35H174ZM180 35H178L177 37H181ZM223 36V37H222ZM237 36V35H236ZM235 36V37H236ZM192 37V36H191ZM234 37V35L232 36V40L235 38H233ZM184 38H186V37H184ZM190 38V37H189ZM224 38V39H223ZM227 38H229V39H231L230 37H229V35H228V37H226V40H228ZM223 39V40H222ZM236 40H239L240 39V37L238 38V37H236L235 38ZM245 39V38H244ZM259 39V38H258ZM192 40V41H191ZM236 40H235V42H236ZM157 41V43L159 42V41H162V42H164V43H166L165 45L163 44V46L162 47H157V49H154V45H155V42ZM246 41V40H245ZM264 41V40H263ZM217 42L219 43L220 42V44L222 43V45H224L223 44V42L226 44V45H224V46H229V48L231 47L232 49H223V47H221L222 45H220V47L222 48V49H218L217 47L219 46H217L216 44H217ZM240 42V41H239ZM242 42V41H241ZM244 42V41H243ZM160 43V42H159ZM245 43V42H244ZM249 43V44H248ZM161 44V45H162ZM239 44V45H238ZM247 44H248V46H247ZM254 43H252L251 45H253ZM255 44H257V43H255ZM260 44V43H259ZM259 44H258V49H259V47H260V49L262 50V47H264V45L262 44L261 46H259ZM171 46H169V47H166L165 49L166 50H164V52H166L167 50L170 52V48H171ZM215 46H217L216 47V49H215ZM241 46V47H240ZM254 46V45H253ZM238 47H239V51H238ZM156 48V47H155ZM169 48V49H168ZM235 48V47H234ZM251 48L253 49V50H255V48H256V50L255 51H257V53L259 52V50H257V46H255V48L254 47H252L251 46ZM250 48V49H251ZM126 49L128 50V49H131V51H133L134 49V51H135V54L134 53H131V51L129 50V53L126 51ZM173 49H171V51H172ZM198 50V51H199ZM242 50V49H241ZM245 50V49H244ZM241 51V52H245V51ZM248 50V49H247ZM253 50H249V51H253ZM42 51L43 52H45L46 53V56H47V54H52V55H55V57L57 58V60L56 61H52V60H50L49 58H47L46 56L45 57H43V55H42ZM161 51V50H160ZM185 51V50H184ZM249 51H246L245 53H248ZM263 53H262V55L264 54V48H263ZM262 51H260V53L262 52ZM149 52H152V53H154L155 52V55H156V57H157V54L156 53H158V57L156 58V60L155 59H153V58H151V55H149L150 53ZM174 52V54H175V51H173ZM173 52H171V55L173 56V57H175L172 53ZM178 52H180L181 53V51L179 50H177V53ZM194 53H195V51H193ZM211 52V53H210ZM240 52V53H241ZM254 52V51H253ZM151 53V54H152ZM179 53V54H180ZM189 53V52H188ZM192 52H190V54H191ZM245 53H244V55H245ZM255 53V52H254ZM130 54V55H129ZM132 54V55H131ZM164 54V53H163ZM189 54V55H190ZM249 54V53H248ZM256 54V53H255ZM259 54V53H258ZM147 55V56H146ZM154 55V54H153ZM166 55V54H165ZM169 55V54H168ZM183 55V54H182ZM230 56V57H226V56ZM241 55H242V53H241ZM257 55V54H256ZM146 58H145V57ZM172 56H170V57H172ZM180 56V55H179ZM186 56H187V54L185 55L184 54V57H185V59H186ZM220 56V57H219ZM237 56H238V54H237ZM243 56V55H242ZM252 56V55H251ZM248 57V59H246V60H248V62H249V60H251V59H256V60H251L253 63H255L256 61H257V59L258 60H260L259 59V56H261L260 54L258 55V57L257 56H254L253 58L252 57ZM181 57V56H180ZM183 57V58H184ZM188 57V56H187ZM189 57H191V56H189ZM209 57V56H208ZM211 57V56H210ZM240 57L241 56H239V57H237V58H239L238 60V62H245V58H244V60L243 59H240ZM245 57V56H244ZM264 57V56H263ZM167 57H165V59H166ZM176 58H178V57H176ZM175 58V59H176ZM182 58V57H181ZM212 58V57H211ZM211 58H210V60H211ZM212 59L211 61H208V62H211L210 64L213 66V69H214V67H217L218 69L216 70V69H214V71L216 70L217 72L216 73H218V72H220V70H219V67L218 66H214V65H217L216 63H219L221 60H222V58H221V60H215V59ZM243 58V57H242ZM249 58H251V59H249ZM62 59H70V62H68V61H65V62H63V60ZM145 59V60H144ZM160 59H161V57L159 58V62H162V61H160ZM164 59V57L161 59V60H163ZM164 59V60H165ZM172 59V58H171ZM197 59V60H198ZM208 59V58H207ZM217 59V58H216ZM142 60H144V61H142ZM148 60H149V58H148ZM151 60H149V62H151ZM168 60H170V59H168ZM168 60L166 61H164L165 63H167L168 62ZM183 60V59H182ZM182 60H180V61H182ZM190 60H192V59H190ZM225 60V59H224ZM223 60V61H224ZM262 60H264V59H262ZM140 61H142V62H140ZM154 61H152V62H154ZM177 61V60H176ZM175 61V62H176ZM188 61V60H187ZM187 61H186V63H187ZM192 61H196V60H192ZM191 61V62H192ZM198 61H200V59L198 60ZM218 61V62H217ZM222 61V62H223ZM158 62V63H159ZM178 62V61H177ZM182 62H184V60L182 61ZM182 62H181V64H182ZM190 62V63H191ZM222 62H221V64H222ZM235 62V61H234ZM248 62H246V64L248 63ZM251 62V63H252ZM197 63V62H196ZM250 63V64H251ZM252 63V64H253ZM258 63V62H257ZM260 63H264V62H260ZM63 64V67L61 66ZM157 64V63H156ZM204 64V63H203ZM206 64V63H205ZM231 65L233 64L234 65V63H230ZM230 64H228L227 65V67H229V65ZM237 64V63H236ZM236 64L234 65V66H236ZM240 64V63H239ZM259 64V63H258ZM179 65V64H178ZM193 65V64H192ZM223 65V64H222ZM249 64H247V66H248ZM170 66V65H169ZM187 66V65H186ZM194 66H195V64H194ZM206 66V65H205ZM209 66V65H208ZM241 66V65H240ZM243 66V65H242ZM241 66V67H242ZM252 66V65H251ZM168 67V66H167ZM172 67V66H171ZM170 67V68H171ZM174 67V66H173ZM172 67V68H173ZM226 67V68H227ZM244 67H245V65H244ZM171 68V69H172ZM197 68V67H196ZM203 68H204V65H203ZM205 68H207V66L205 67ZM210 68V67H209ZM232 68V67H231ZM235 68V67H234ZM233 68V69H234ZM239 68V67H238ZM250 68V67H249ZM142 69V74L147 70V71H150V72H152L157 78L158 77H161V76H164V78H165V76L170 80V82L168 83V82H166V83H163L162 84V86L160 87L157 83H155V81H152V80H149L148 79V81H144V83H142V81H141V79L142 78H144L145 79V77H147V76H142V78L140 79V77H141V70ZM180 69V68H179ZM181 69L179 70V71H181ZM185 69V70H184ZM212 69V70H213ZM228 69V68H227ZM227 69H225V70H227ZM229 69H230V67H229ZM229 69H228V71H229ZM244 69V68H243ZM246 69V68H245ZM248 69V68H247ZM176 70H178V68L176 69ZM219 70V71H218ZM240 70V69H239ZM200 71H203V72H200ZM74 72V73H73ZM77 72V73H76ZM210 72V71H209ZM231 73H232V71H230ZM234 72V71H233ZM235 72H237V71H235ZM245 71H243V73H244ZM147 73V72H146ZM174 73V72H173ZM177 73V72H176ZM215 73V74H216ZM228 73V72H227ZM238 73H240V72H238ZM250 73V72H249ZM264 73V72H263ZM141 74V75H140ZM175 74V73H174ZM178 74V73H177ZM176 74V75H177ZM207 73L205 72V75H206ZM208 74H210V73H208ZM207 74V75H208ZM215 74H214V77H215ZM235 74V73H234ZM241 74V73H240ZM240 74H238V75H240ZM136 75L139 77V78H135L136 77ZM206 75V76H207ZM220 75H221V73H220ZM225 76H226V74H224ZM243 75V74H242ZM208 77H211V76H208ZM214 77H211V78H214ZM223 77V76H222ZM240 77V76H239ZM256 77V76H255ZM167 78H165V80L167 79ZM217 78H219V76L218 77H216L215 78V80L217 79ZM232 78H234V77H232ZM244 78V77H243ZM160 79V78H159ZM191 79H192V77H191ZM206 79V78H205ZM204 79V80H205ZM208 79H210V78H208ZM236 79V78H235ZM245 79H247V78H245ZM161 80V79H160ZM163 80V79H162ZM168 80V81H169ZM212 81H213V79H211ZM251 80V79H250ZM7 81L8 82H10V84L9 83H7ZM157 81H159V80H157ZM207 81V80H206ZM210 81V80H209ZM217 81V80H216ZM216 81H214V82H211V83H216ZM199 82H203V81H199ZM208 82V81H207ZM86 83H88V84H91V85H93L94 86V88L96 89L95 91L96 92H99V93H101V94H105V95H107L108 97L109 96H111V97H113L114 98V102H110V103H108L107 104V102H106V100H104L105 102H106V107H104V106H101V104H97L96 102H94L93 100H91L90 99V95H92V94H89V91H92V90H88V88L84 85V84H86ZM159 83V82H158ZM162 83V82H161ZM197 83V82H196ZM204 84H206L205 82H203ZM202 83V84H203ZM217 83H218V81H217ZM217 83L216 84H211V85H217ZM156 84H157V86L159 87H156ZM190 84V83H189ZM209 85H210V82L208 83ZM219 84V83H218ZM129 85L132 87L133 86V88H135L134 90H131L130 88H129ZM137 85H139V88L140 89H138V90H141V88L143 89V87H146L147 86V88L149 87L152 91H153V94H155L154 95V97H157L155 100V102L157 103H154V104H156L157 106H158V108L160 109V108H163V107H166V102L168 101V104H172V106L170 105L169 106V108H166V112H165V109H163V111L162 112H159L160 110L159 109H156L155 111H157V110H159L158 112L160 113L158 116H157V114L156 115H153L154 117L153 118H151V119H149V117H148V112H150V111H144L143 109H140V110H143V111H141V112H134L133 110V113H130V112H132V111H130L131 109L128 107L127 108V110H129L130 112H128L127 110V114H126V112H124L123 111V108L121 107L122 105H124L123 103H121L122 105L120 106V102L119 101H121V102H129L128 104H132L133 105V103L132 102H135L136 104L138 103V102H140V104L142 103V100L144 99V97H143V99H142V97H141V95L142 94H139L138 92H140V91H138V90H136V88H137ZM161 85V84H160ZM194 86H195V83L193 84ZM220 86L222 85V84H219ZM218 85V86H219ZM90 86V85H89ZM190 86V85H189ZM212 86V87H213ZM63 87H65V88H63ZM207 87V86H206ZM215 87V86H214ZM187 88V87H186ZM189 88H191V87H189ZM188 88V89H189ZM217 88V87H216ZM25 89H29V91H30V93L27 95V93H26V91H25V95L22 93V91L23 90H25ZM158 89H160V90H158ZM166 89L167 90H170V93H171V96H172V92H175V94L177 95L175 98H174V96H172V97H170V99H167V98H169V97H167V96H169V94L166 96V98H165V96L164 95H160L159 97H158V95L160 94V93H165V91H166ZM188 89H186V90H188ZM194 89V90H193ZM202 89H205V88H203L202 87ZM208 89V88H207ZM145 90H147V89H145ZM219 90H220V88H219ZM94 91V90H93ZM94 91V92H95ZM138 91V92H137ZM142 92H143V90H141ZM190 91V90H189ZM188 91V92H189ZM264 91V90H263ZM24 92V91H23ZM150 92V91H149ZM168 92V91H167ZM91 93V92H90ZM141 93V92H140ZM145 93H146V91H145ZM159 93V94H158ZM180 93V94H181ZM210 93L211 94H217L216 93V90H215V92H212V91H209V93H208V97H209V95H210ZM220 93H222V92H220ZM260 93V92H259ZM89 94V95H88ZM98 94V93H97ZM148 94V93H147ZM179 94V95H180ZM218 94H219V91H218ZM217 94V95H218ZM228 96L230 95V93L228 94V92L226 93ZM94 95H96L95 93H94ZM93 95V96H94ZM99 95V94H98ZM217 95H216V98H217ZM226 95V97H228ZM97 96V95H96ZM211 96V95H210ZM214 96V95H213ZM213 96H211V97H213ZM220 96V95H219ZM224 96H225V94H224ZM223 96V97H224ZM147 97V96H146ZM146 97H145V99H144V101H146L145 102V105H143V103H142V108L143 107H145L146 109H147V105L149 106V103H151V102H153V98L151 99V98H149V99H146ZM149 97V96H148ZM151 97V96H150ZM207 96H204V98H202L203 100H205V98H206ZM208 97L206 98V100L208 99ZM211 97L209 98V99H211ZM263 97V96H262ZM219 98V97H218ZM220 98H222V96L220 97ZM229 98H230V96H229ZM99 99V98H98ZM201 99V98H200ZM208 99V100H209ZM215 99V98H214ZM227 99V98H226ZM97 100V99H96ZM182 100V101H181ZM184 100V101H183ZM191 100V101H190ZM206 100L204 101V102H206ZM216 100V99H215ZM221 100V99H220ZM219 100V101H220ZM102 101H103V99H102ZM116 101H118V102H116ZM175 101H178V102H176L175 103V106H173L174 105V102ZM179 101H181V102H179ZM212 101V100H211ZM211 101H209V102H211ZM216 101H218V100H216ZM223 101V100H222ZM99 102H101V101H99ZM118 103V105L119 106H117V104L116 103ZM173 102V103H172ZM166 103V104H165ZM197 103L199 104V102L197 101ZM202 104H203V102H201ZM135 104V105H136ZM139 104V103H138ZM137 104V106L138 107H140L139 105ZM167 104V105H168ZM178 104V105H179ZM183 104V103H182ZM189 104V103H188ZM187 104V107L186 108H191V106L192 105H188ZM194 104H195V102H194ZM151 105V104H150ZM165 105V106H164ZM204 105V104H203ZM211 105V104H210ZM214 105V104H213ZM126 106V105H125ZM154 106V105H153ZM216 106V105H215ZM94 107L96 108L97 107V109H98V111H99V109L103 112V113H99L97 110H95L94 109ZM138 107H137V110H138ZM155 107V106H154ZM194 107V106H193ZM218 107H219V105H218ZM136 108V107H135ZM152 108V105H151V107L149 108V109H151ZM156 108V107H155ZM181 108V107H180ZM186 108H184V110H187ZM196 108V107H195ZM113 109H116V110H118V111H115V112H117L116 113V119H114L113 118V120H111L110 119V111H112ZM120 109V110H119ZM122 109V110H121ZM132 109H134V108H132ZM182 109V108H181ZM181 109H179V113H180V110ZM212 109H214V108H212ZM135 111H136V109H134ZM154 110V109H153ZM1 111H2V113H1ZM120 111V112H119ZM151 111H152V109H151ZM175 111V112H174ZM157 112V113H158ZM203 112V111H202ZM211 112V111H210ZM233 112V111H232ZM152 113V112H151ZM174 113V114H173ZM179 113H178V115H179ZM183 113V112H182ZM186 113V112H185ZM187 113H188V110H187ZM45 114H43V115H45ZM115 114V113H114ZM195 114H196V112H195ZM233 114V113H232ZM231 114V115H232ZM234 114H235V112H234ZM178 115H177V117H178ZM215 115V114H214ZM214 115H213V117H214ZM150 116L152 117V115L150 114ZM157 116V117H156ZM165 116V117H164ZM172 116V117H173ZM176 116V115H175ZM174 116V117H175ZM180 116V115H179ZM183 116V115H182ZM136 117H138V118H136ZM145 117H148L147 119H145ZM171 117V118H172ZM191 117V116H190ZM168 118V117H167ZM180 118H182L184 121H185V119L184 118H186V117H178V119L180 120ZM193 118V117H192ZM196 118V117H195ZM129 119V118H128ZM131 119V118H130ZM142 119V120H143ZM181 119V120H182ZM197 119H198V117H197ZM199 119H200V117H199ZM202 119V118H201ZM215 119H216V117H215ZM111 120V121H110ZM134 120H132L131 119V121L132 122H134ZM167 120V119H166ZM175 120V119H174ZM173 120V121H174ZM192 120H194V119H192ZM196 120V119H195ZM203 120H204V118H203ZM203 120H199L200 122H201V125H205L206 124V121H205V123H203L202 121ZM162 121V120H161ZM168 121H170V120H168ZM171 121H172V119H171ZM208 121H209V118H208ZM208 121H207V123H208ZM212 120H210V123H214V121H212ZM219 121V120H218ZM123 122H125L124 124H123ZM175 122V121H174ZM178 122H180V121H177V123ZM193 122V121H192ZM196 122H198V121H196ZM200 122H199V124H200ZM217 122V121H216ZM215 122V123H216ZM220 122H221V120H220ZM219 122V123H220ZM141 124H140V127H143V126H145L144 124H143V126H141L142 125V122H140ZM149 123V124H150ZM164 123H166V122H164ZM176 123V122H175ZM185 123V122H184ZM186 123H187V125L188 124H191L192 125V123H191V121H188V119H187V121H186ZM262 123H263V121H262ZM167 124V123H166ZM171 124V123H170ZM198 124V123H197ZM218 124V123H217ZM122 125H123V128H125L126 130H124L123 128H122ZM159 125V126H158ZM172 125V124H171ZM175 125V127H177V130L178 131H181V130H179V127H178V124L176 125V124H174ZM190 125V126H191ZM195 125V124H194ZM207 125V124H206ZM206 125H205V127H206ZM215 125V124H214ZM208 127H209V125H207ZM210 126H213V124H210ZM216 126V125H215ZM187 127V126H186ZM186 127H182V128H186ZM189 127V126H188ZM187 127V128H188ZM191 127H193V125L191 126ZM207 127V128H208ZM58 128V129H57ZM127 128H128V130H127ZM146 128V129H147ZM198 128V127H197ZM204 128V127H203ZM47 129V128H46ZM174 129H176V128H174ZM191 129V128H190ZM189 128L188 129H185V130H190ZM194 129H196V128H194ZM194 129H193V132H194ZM200 129V128H199ZM199 129H197L198 130V132H201V130H199ZM142 130H143V128H142ZM145 130V129H144ZM196 130V131H197ZM203 130H206V129H203ZM50 131V130H49ZM177 131V132H178ZM182 131H184L183 129H182ZM195 131V133L197 134V132ZM62 132V131H61ZM66 131H65V129H64V132L63 133H65ZM186 132V131H185ZM189 131H187L186 132V134L188 133ZM192 132V131H191ZM190 132V133H191ZM62 133V134H63ZM182 134H181V137H184V136H182V135H184L183 134V132H181ZM215 133V132H214ZM94 134H96V136L94 135ZM125 134H126V132H125ZM175 135H176V132L174 133ZM173 134V135H174ZM180 134V133H179ZM185 134V135H186ZM193 134V133H192ZM192 134H190V136H192ZM14 135V136H15ZM67 135V134H66ZM93 135L95 136V137H93ZM134 135H131V136H134ZM141 135V134H140ZM158 135V136H159ZM171 135V136H170ZM174 135V137H176ZM189 135V134H188ZM64 136V135H63ZM155 136V139H157L158 137H156ZM169 136H170V138H169ZM180 136V135H179ZM179 136H178V142H179ZM193 136L194 137H192V138H195L196 137V135H194L193 134ZM197 136H200V135H197ZM202 136V135H201ZM200 136V138L202 139V137ZM66 137V136H65ZM138 137H141V136H138ZM204 137V136H203ZM67 138V137H66ZM71 138V137H70ZM154 138V137H153ZM173 138V137H172ZM191 137L189 138L188 136H186V139H192ZM199 138V139H200ZM205 138V137H204ZM141 139H143L144 141H146V140H148V139H144L143 138V136L141 137V138H139V140L138 141H140ZM152 138H150V140H151ZM154 139V140H155ZM177 139H176V142H177ZM184 139V138H183ZM198 139V140H199ZM210 139V138H209ZM101 140H106V144H103V142L101 141ZM143 140H141V143H142V141ZM153 140V139H152ZM152 140L151 141H147L148 142V147L149 148H145V147H143V146H140L141 148L143 147V148H145L146 150H147V152L149 151H152V152H154L153 154L154 155H156V153L157 154H159L160 152H162V151H156V153H155V150H156V148H155V144L156 143H152ZM196 140H197V138H196ZM13 141V140H12ZM173 141H174V139H173ZM184 141V140H183ZM189 141V140H188ZM187 141V142H188ZM212 141V140H211ZM4 142V141H3ZM58 142V143H59ZM68 142V141H67ZM154 142H156V141H154ZM159 142H161L160 141V137H159ZM167 142V141H166ZM186 142V141H185ZM190 142V141H189ZM194 142H196L195 141V139H193V145L194 144H196V143H194ZM10 143L12 144V142L10 141ZM10 143H6L7 145H9ZM19 143V142H18ZM135 143H137V141L135 142ZM140 142H138V144H139ZM146 143V142H145ZM165 143V142H164ZM192 143V142H191ZM213 143V142H212ZM5 144V145H6ZM14 144V143H13ZM143 144V143H142ZM141 144V145H142ZM160 145H161V143H159ZM173 143H170V146H175V144H173ZM188 144V143H187ZM16 145V144H15ZM62 145V144H61ZM64 145V144H63ZM62 145V146H63ZM66 145H67V143H66ZM155 145V146H154ZM158 145V144H157ZM163 145H165V144H163ZM179 145H181V144H179ZM189 145H191V144H188L187 146H189ZM13 146V145H12ZM57 146H59L58 144H57ZM65 146V145H64ZM63 146V147H64ZM137 146V145H136ZM144 146H147V144H144ZM187 146L185 145V147L187 148ZM7 147V146H6ZM9 147V146H8ZM63 147H62V149H63ZM92 147H94V145L92 146ZM92 147H90V148H92ZM98 147L99 148H101V149H99V150H97L98 149ZM160 147V146H159ZM176 147V146H175ZM184 147V148H185ZM190 147V146H189ZM193 147V146H192ZM191 147V150L192 149H194V147L192 148ZM56 148H58V147H56ZM59 148H60V146H59ZM65 148V147H64ZM90 148H89V150H90ZM142 148V149H143ZM160 148H162V147H160ZM196 148V147H195ZM11 149H12V147H11ZM168 149V148H167ZM171 149V148H170ZM190 149V148H189ZM189 149H187V151L189 150ZM199 148H197L196 149V151L198 150ZM28 150V151H29ZM55 150V149H54ZM58 150H60V149H58ZM66 149H64L63 151H65ZM79 150H80V152L81 153H79ZM83 150V149H82ZM88 150V149H87ZM88 150V151H89ZM158 150H159V148H158ZM161 150H163V148L161 149ZM164 150H165V148H164ZM172 150V149H171ZM170 150V151H171ZM174 150H176L175 148H174ZM182 150V149H181ZM186 150V149H185ZM83 151H85V150H83ZM87 151V152H88ZM91 151V150H90ZM99 151V152H98ZM144 151V150H143ZM170 151H169V153H168V155H171V156H173L172 155V153H170ZM177 151H179V150H177ZM183 151H184V149H183ZM187 151H185V153L187 152ZM194 151V150H193ZM86 152V151H85ZM149 152H148V154H149ZM152 152L150 153V154H152ZM172 152H174V151H172ZM200 152V151H199ZM205 152V151H204ZM70 153V152H69ZM91 153V155H92V158H93V156H95L94 154H92ZM105 153V152H104ZM141 153H143V152H141ZM191 153H193L194 154V156L196 155V153H194V152H189L188 154L190 155ZM35 154V155H34ZM63 154V153H62ZM88 155H90V152L89 153H87ZM163 154H164V151H163ZM183 154V153H182ZM181 154V155H182ZM187 154V155H188ZM201 154V153H200ZM28 155V154H27ZM70 155V154H69ZM83 155H84V153H83ZM82 154H81V158L80 159H82V158H84L85 156H83ZM101 155H103V154H101ZM105 155H106V153H105ZM142 155H144V154H142ZM167 155V154H166ZM168 155H167V158H165V157H163L164 158V160L166 159V160H168L169 161V159H168ZM178 155V154H177ZM184 156L186 155V154H183ZM188 155V156H189ZM198 155V154H197ZM196 155V156H197ZM219 155V154H218ZM66 156H67V154H66ZM65 156V157H66ZM71 156H72V153H71ZM100 156V155H99ZM98 156V157H99ZM139 156V158H137ZM145 156V155H144ZM147 156V155H146ZM157 156H159V155H157ZM162 156V154L159 156V158ZM180 156V154L178 155V158L179 159H182V157L180 158L179 157ZM188 156H186V159L187 158H189ZM193 156V155H192ZM193 156V157H194ZM195 156V157H196ZM199 156H203V155H198L197 156V158L196 159H198V158H200ZM23 158H22V160H20L19 161V159L18 160H16V159H13V158H10L9 159V165H10V168L11 169H13V171L14 172H16L17 174H22L23 173V164H22V162H23V160H24V157H25V155L24 156H22ZM34 157V158H33ZM69 157V156H68ZM67 157V158H68ZM76 157V156H75ZM150 157V156H149ZM195 157H194V159H195ZM70 158V157H69ZM79 158V157H78ZM78 158H76L77 159V162H79L78 161ZM147 158H148V156H147ZM157 158V157H156ZM158 158V159H159ZM163 158L162 159H159V160H162L163 161V165L162 166H165V164H167L168 165V162L166 163V161L164 162V160H163ZM172 158H175L174 159V162L175 163H179V162H181V160L180 161H175L176 160V157H172ZM171 158V159H172ZM204 158V157H203ZM202 157L200 158V159H203ZM230 158V157H229ZM91 159V158H90ZM93 159H95V158H93ZM92 159V160H93ZM150 159H151V157H150ZM179 159H177V160H179ZM184 160V159H183ZM190 160V158L188 159V161ZM199 160V159H198ZM148 161V160H147ZM151 161H153V159H151ZM171 161H173V160H171ZM170 161V162H171ZM186 161V160H185ZM192 161H193V159H192ZM200 161V160H199ZM199 161H197V162H199ZM202 161V160H201ZM154 162H155V160H154ZM159 162V161H158ZM157 162V163H158ZM169 162V164H174L175 165V163H170ZM24 163V162H23ZM44 163V164H45ZM82 163V162H81ZM96 163H100V161L99 160H96L95 161V164ZM165 163V164H164ZM186 163V167L187 166H189L188 164H187V161L185 162ZM79 164H80V162H79ZM79 164H77V165H79ZM82 164H85V163H82ZM147 164V163H146ZM152 164V163H151ZM155 165H156V162L154 163ZM154 164H152V165H154ZM160 164H162V163H160ZM182 164V163H181ZM181 164H178V166L179 165H181ZM191 164H193L192 162H191V160H190V166H191ZM203 164V163H202ZM26 165V164H25ZM72 165V164H71ZM97 165V164H96ZM154 165V166H155ZM159 165V164H158ZM157 165V166H158ZM166 165V169H169L168 168V166ZM170 165V167H172V169L174 168V167H176V172H179V171H177V169L178 170H180V173L182 174L183 172H186L187 171V169H185L184 170V164H183V166H182V168L183 169H181V168H179V167H177L176 165L175 166H171ZM194 165H195V163H194ZM204 165V164H203ZM206 165V164H205ZM204 165V166H205ZM93 166H94V164H93ZM144 166V165H143ZM147 166H148V164H147ZM156 166V167H157ZM79 167V166H78ZM83 167H84V165H83ZM86 167V166H85ZM181 167V166H180ZM193 167V166H192ZM198 167V166H197ZM207 167H209V166H207ZM211 167V166H210ZM41 168H43V167H41ZM49 168V169H50ZM81 168V167H80ZM79 168V169H80ZM88 168V167H87ZM196 168V167H195ZM194 168V169H195ZM205 168V167H204ZM214 168V167H213ZM39 168H37V170H38ZM50 169V170H51ZM79 169H77V171L79 170ZM86 169V168H85ZM150 169V168H149ZM159 169H160V167H159ZM164 169V168H163ZM165 169V170H166ZM175 169V168H174ZM198 168H196V170H197ZM199 169H202V166L199 168ZM211 169L212 168H210V170L209 171H211ZM215 169V168H214ZM142 170V169H141ZM144 170V169H143ZM153 170H155V168L153 169ZM164 170V171H165ZM184 170V171H183ZM188 170H190V169H188ZM191 170H192V168H191ZM206 170H208L207 168H206ZM205 170V171H206ZM40 171H41V169H40ZM76 171V172H77ZM145 171H146V169H145ZM147 171H149V170H147ZM151 171V170H150ZM157 171V170H156ZM156 171H154V173L156 172ZM166 171H168V170H166ZM175 171V170H174ZM182 171V172H181ZM203 171V170H202ZM208 171V172H209ZM214 171V170H213ZM51 172V171H50ZM112 172V173H111ZM135 172V171H134ZM139 172V171H138ZM142 172V171H141ZM158 172V171H157ZM156 172V175H158V173ZM169 172H171V171H169ZM173 172V171H172ZM175 172V174H177ZM190 172V171H189ZM198 172V171H197ZM201 172V171H200ZM130 173H132V172H130ZM129 173V175H131L132 176V174H130ZM148 172H145V175L147 174ZM160 173V172H159ZM161 173H163V171L161 172ZM174 173V172H173ZM172 173V174H173ZM186 173H188V171L186 172ZM191 174H192V172H190ZM211 173V172H210ZM209 173V174H210ZM219 173H222V172H219ZM219 173H216V174H219ZM42 174V173H41ZM116 174V173H115ZM135 173H133V175H134ZM141 174H143V173H141ZM153 174V173H152ZM165 174V173H164ZM164 174H163V176H164ZM170 174V173H169ZM179 174V173H178ZM181 174H179L178 176H180ZM195 174V173H194ZM198 174V173H197ZM197 174H195V176H197ZM203 174H204V171H203ZM208 174V175H209ZM106 175V176H107ZM144 175V176H145ZM151 175V174H150ZM166 175V174H165ZM168 175V174H167ZM166 175V176H167ZM183 175V174H182ZM189 175V174H188ZM207 174H206V177H202V176H204V175H202L201 176V174H199V178L201 179V177L203 178V179H205V180H207L206 178H208L207 176H208ZM211 175V174H210ZM210 175H209V177H210ZM213 175H215V174H213L212 173V175L211 176H213ZM108 176V177H109ZM138 176V175H137ZM149 176V175H148ZM166 176H164V177H166ZM171 176V175H170ZM186 176V175H185ZM190 176V175H189ZM191 176H193V177H195L194 175H191ZM216 176V175H215ZM220 176H222L221 174H220ZM220 176H218V177H220ZM248 176V175H247ZM81 177V176H80ZM164 177H162V178H164ZM173 177H174V175H173ZM183 177H184V175H183ZM187 177V176H186ZM193 177H189L190 178V180L191 179H194ZM214 177V176H213ZM111 178H113L114 179V177H111ZM110 178V179H111ZM120 179L122 178V177H119ZM145 178H147V177H145ZM175 178H178V177H175ZM180 178V177H179ZM195 178H197V177H195ZM224 178V180L223 181H220V182H224L225 181V177H223ZM222 178V179H223ZM79 179V178H78ZM123 179V178H122ZM152 180H153V177L151 178ZM159 180H160V177L158 178ZM166 179H168V177L166 178ZM171 179V178H170ZM170 179H168V180H170ZM203 179H201V180H203ZM88 180V179H87ZM97 180V179H96ZM101 180V179H100ZM99 180V181H100ZM124 180V179H123ZM158 180V181H159ZM183 180V179H182ZM213 180V181H212ZM210 182H214V178L212 179ZM242 180V179H241ZM26 181V180H25ZM73 181V180H72ZM78 181V180H77ZM80 181L81 180H79V183H80ZM92 181V180H91ZM114 181V180H113ZM118 181V180H117ZM120 181V180H119ZM126 181H128V180H126ZM154 182H155V178H154V180H153ZM162 181H164V180H162ZM186 181H188V180H186ZM196 180L194 179V181H191V182H195ZM216 181V180H215ZM237 181V180H236ZM28 182V181H27ZM27 182H25V183H27ZM30 182V181H29ZM115 182V181H114ZM129 182V181H128ZM156 182H157V180H156ZM160 182V181H159ZM180 182V181H179ZM206 183L207 185H208V187H209V184H211V183ZM24 183V182H23ZM55 183H57V182H55ZM92 183H93V181H92ZM102 183V182H101ZM117 183V182H116ZM131 184H132V182H130ZM130 183H129V185H130ZM134 183V182H133ZM163 183V182H162ZM181 183V182H180ZM179 183V184H180ZM221 183V184H222ZM227 183V182H226ZM226 183H223L224 185H228V184H226ZM75 184V183H74ZM73 184V185H74ZM82 184V183H81ZM103 184V183H102ZM118 184H120V183H118ZM122 184V183H121ZM121 184H120V186H121ZM126 185H128L127 183H125ZM151 184H152V182H151ZM161 183H159V185H160ZM172 184V183H171ZM197 184H198V182H197ZM215 184V183H214ZM220 184V183H219ZM219 184H217L218 186H219ZM231 184V183H230ZM245 184V183H244ZM46 185V184H45ZM70 185H72V183H70ZM93 185H94V183H93ZM124 185V184H123ZM155 185H156V183H155ZM157 185H158V183H157ZM158 185V186H159ZM164 185V184H163ZM27 186V184H24V188ZM30 187H32L31 186V183H30V185H29ZM131 186V185H130ZM130 186H128V187H130ZM134 187H135V185H133ZM132 186V187H133ZM157 186V187H158ZM162 186V185H161ZM215 186V185H214ZM214 186H211V187H209V189L210 188H212V187H214ZM218 186H216L215 188H214V190L216 189V188H218ZM222 185H220V187H221ZM234 186V185H233ZM35 187V186H34ZM49 187V186H48ZM51 187V186H50ZM93 187H95V186H93ZM106 187V186H105ZM122 187H125V185L124 186H122ZM133 187V188H134ZM142 187V186H141ZM151 187V186H150ZM165 187V186H164ZM180 187H181V185H180ZM194 187V186H193ZM197 187V186H196ZM223 187V186H222ZM221 187V189H222V191L221 192H223V191H225V190H228L227 188H225V190H224V188H222ZM227 187V186H226ZM41 188H43V186L41 187ZM53 188V187H52ZM66 188V187H65ZM104 188V187H103ZM179 188V187H178ZM184 188V187H183ZM187 189H189L188 187H186ZM205 188H206V186H205ZM32 189V188H31ZM49 189V190H48ZM48 189H43V192L41 191L40 193L41 194H39L40 196H41V199H42V193H43V201L45 202L44 204V207H45V209H46V212L48 213L49 212V214H53V216H54V218H56V219H59V220H65V219H67V217H68V215L70 214V205L71 204H73L74 205V203L75 204H78L77 202H79L77 199H76V195L74 194V193H71L70 191H68L67 190V194H65V196H63L62 197V199H59L58 200V204H59V207H58V209H57V211L55 210L56 208L54 207V199L58 196H56V194H55V196H54V193L53 192H51V190H50V188H48ZM72 189V188H71ZM105 189V188H104ZM129 189H131V188H129ZM156 189V188H155ZM160 189V188H159ZM164 189V188H163ZM166 189V188H165ZM182 189V188H181ZM80 190V189H79ZM93 190H94V188H93ZM96 190V189H95ZM101 190V189H100ZM100 190H98L97 189V192L98 193H100ZM106 190V189H105ZM104 190V191H105ZM111 190H113L112 188H111ZM175 190V189H174ZM173 190V191H174ZM183 191L185 190V189H182ZM191 190V189H190ZM201 190V192H202V189H200L199 188V191ZM211 190H213V189H211ZM210 190V191H211ZM213 190V191H214ZM231 190H233V189H231ZM23 191V190H22ZM21 191V192H22ZM64 191V190H63ZM115 191H117L118 192V190L116 189V190H114L113 192H115ZM168 191V190H167ZM167 191H166V193H167ZM172 191V190H171ZM186 191V190H185ZM185 191H184V193H185ZM192 191V190H191ZM197 191V190H196ZM198 191V192H199ZM209 191V190H208ZM55 193H56V191H54ZM80 192H81V190H80ZM120 192V191H119ZM118 192V193H119ZM148 192H150V191H148ZM170 192V191H169ZM189 192V191H188ZM193 192H195V191H193ZM215 192V191H214ZM214 192H212V193H214ZM218 192H220V191H218ZM217 192V193H218ZM235 192V191H234ZM240 192H242V191H240ZM240 192H237V194L239 193L240 194ZM250 192V191H249ZM257 192V191H256ZM258 192H261V191H258ZM257 192V193H258ZM64 193H66L65 191H64ZM103 192H101V194H102ZM175 193V192H174ZM176 193L178 194V192L176 191ZM186 193H187V191H186ZM196 193V192H195ZM216 193V192H215ZM214 193V194H215ZM231 193V192H230ZM246 193V192H245ZM244 193V194H245ZM74 194V195H73ZM96 194V193H95ZM100 194V195H101ZM109 194V193H108ZM107 193H104V194H102V201L103 202H107L109 205H110V207H112V209H114L115 211H117L118 213L121 211V209L122 208H119V206H118V204L119 203H122V204H128V206H129V208H130V203L127 201L128 199L126 198V197H124V196H117V197H113L112 195H111V193L108 195ZM116 194V193H115ZM120 194V193H119ZM118 194V195H119ZM132 194H135V193H132ZM176 194V195H177ZM188 194V193H187ZM199 194V193H198ZM198 194H197V196H198ZM203 194V193H202ZM237 194H235V196H233L232 198H234V197H236L235 199H238L237 198ZM242 194V193H241ZM247 195H248V193H246ZM253 194H255L254 192H253ZM260 194H264V193H260ZM260 194H259V196H258V198H261L260 197ZM63 195V194H62ZM97 195V194H96ZM112 197H111V196ZM151 195H153V194H151ZM170 195H171V192H170ZM176 195H174L175 196V198H176ZM230 195H232V194H230ZM234 195V194H233ZM249 195H251L250 193H249ZM248 195V196H249ZM134 196V195H133ZM133 196H131V197H133ZM173 196V195H172ZM172 196H170V198L171 199H173L172 198ZM173 196V197H174ZM179 196V195H178ZM201 196V195H200ZM208 196V195H207ZM215 196V195H214ZM213 196V197H214ZM217 196V195H216ZM242 196H243V194H242ZM241 196V197H242ZM244 196H246V195H244ZM243 196V197H244ZM253 196V195H252ZM151 197V196H150ZM158 197H160V195H158ZM202 197V196H201ZM204 197V196H203ZM241 197H239V198H241ZM243 197H242V199H243ZM262 197H264V196H262ZM60 198V197H59ZM161 198V197H160ZM174 198V199H175ZM185 198V197H184ZM200 198V197H199ZM218 198V197H217ZM245 198V197H244ZM79 199V198H78ZM127 199V200H126ZM132 199V198H131ZM142 199V198H141ZM141 199H140V201H141ZM163 199V198H162ZM173 199V200H174ZM203 199V198H202ZM213 199V198H212ZM226 199V198H225ZM247 199H248V197H247ZM251 199V198H250ZM249 199V200H250ZM105 200V201H104ZM139 200V199H138ZM155 200V199H154ZM159 200V199H158ZM161 200V199H160ZM184 200V199H183ZM204 200H205V198H204ZM224 200V199H223ZM262 200H264L263 198H261V201ZM100 201V200H99ZM148 201V200H147ZM164 199H163V203H164ZM167 201V200H166ZM172 201V200H171ZM171 201H170V203H171ZM176 201H180V199L178 200V197H177V200ZM189 201V200H188ZM207 202H210V201H208V198H207V200H206ZM224 201H226L227 202V200H224ZM253 201V200H252ZM52 202H53V204H52ZM152 202V201H151ZM149 203V204H151V205H153L154 203H155V201L154 202H152V203ZM193 203H196V202H194V201H192ZM191 202V204H192V206H193V203ZM197 202H198V200H197ZM200 202V201H199ZM198 202V203H199ZM212 202V201H211ZM234 202V201H233ZM241 203H242V201H240ZM248 202V201H247ZM253 202H255V203H257V201H253ZM264 202V201H263ZM39 203V202H38ZM107 203H105V204H107ZM161 203V202H160ZM159 203V204H160ZM169 203V202H168ZM167 203V204H168ZM176 203V202H175ZM182 204H183V202H181ZM234 203H236V202H234ZM237 203H239L238 202V200H237ZM236 203V204H237ZM246 203V202H245ZM259 203V202H258ZM41 204V203H40ZM178 204V203H177ZM189 204V203H188ZM200 204H204V203H201L200 202ZM227 204V203H226ZM243 204V203H242ZM108 205V206H109ZM156 205V204H155ZM170 205V204H169ZM195 205V204H194ZM207 205V204H206ZM209 205V204H208ZM234 205V204H233ZM246 205V204H245ZM72 206V205H71ZM157 206H158V204H157ZM177 206V205H176ZM175 206V207H176ZM188 206V205H187ZM200 206V205H199ZM228 206V205H227ZM241 205H239V208H241L240 207ZM251 206V205H250ZM39 207V206H38ZM43 207V206H42ZM42 207H40L39 209H41ZM43 207V208H44ZM159 207H161V205L159 206ZM172 207V206H171ZM174 207V206H173ZM178 207V206H177ZM176 207V208H177ZM194 207V206H193ZM233 207V206H232ZM256 207H257V209H259V207L257 206V204H256ZM256 207H254V209L256 208ZM158 208V207H157ZM162 208V207H161ZM192 208V207H191ZM210 208H211V206H210ZM213 208V207H212ZM234 208H235V205H234ZM233 208V209H234ZM243 208V207H242ZM38 209V210H39ZM131 209V208H130ZM152 209V208H151ZM164 209V208H163ZM178 209V208H177ZM249 209V208H248ZM251 210L254 214H255V216H256V218L258 217V219L261 221V225H258V226H261V227H259V228H261V232L260 231H258L257 229H255V228H252L250 231H248L247 232V234L250 236V237H248V235L246 234V231L244 232L245 234L244 235H247V236H244L242 233H236V234H233V233H230V232H232L231 230L229 231V229H228V231H229V234H222V240H223V243H224V241H226L227 243H230V242H232V243H235V247H236V251H237V256L236 255H234V256H236V259H237V263L238 264H243L244 262H246V263H249V264H264V234L262 235L261 233H264V216H262V214H264V210L262 211V209H261V211H260V209H259V211L260 212H263V213H261V214H259L260 212L259 211H257V209H255V210ZM42 210V209H41ZM77 210V209H76ZM122 210H124V209H122ZM168 210V209H167ZM179 210H180V208H179ZM181 210H182V208H181ZM179 211L180 213L182 212V211ZM214 210V209H213ZM224 210V209H223ZM232 210V209H231ZM238 210H240V209H238ZM242 210V209H241ZM240 210V211H241ZM250 210V209H249ZM80 211V210H79ZM125 211H127V210H125ZM154 211V210H153ZM187 211V210H186ZM192 211V210H191ZM190 211V212H191ZM215 211V210H214ZM244 211V210H243ZM45 212V213H46ZM82 212V211H81ZM155 212V211H154ZM193 212V211H192ZM216 212V211H215ZM219 213H220V211H218ZM217 212V213H218ZM224 212V214L223 215H225V212H227V211H222V213ZM231 212V211H230ZM242 212V211H241ZM245 212V211H244ZM259 212V213H258ZM44 213V214H45ZM46 213V214H47ZM122 213V212H121ZM130 213V212H129ZM163 213V212H162ZM184 213H186V212H184ZM183 213V214H184ZM188 213V212H187ZM186 213V214H187ZM228 213V212H227ZM226 213V214H227ZM246 213V212H245ZM251 213V212H250ZM131 214V213H130ZM157 214H159V213H157ZM189 214V213H188ZM193 214H195L194 212H193ZM230 214L231 213H229V216H230ZM233 214V213H232ZM240 214V213H239ZM244 214V213H243ZM120 215V214H119ZM129 215V214H128ZM132 215V220H133V225H135V227H136V229L135 230H133L132 228L131 229H128V230H122V232H121V235L119 236V237H117L116 236V238H120V239H123V240H126L127 241V239L125 238V234H124V231H126L128 234H130V235H134V234H136L135 232H139L140 231V227H139V223H141V222H139V219L137 218V216L135 215V214H131ZM156 215V214H155ZM73 216V215H72ZM121 216H122V214H121ZM163 216H164V214H163ZM215 216V215H214ZM235 216V215H234ZM35 217V216H34ZM157 217V216H156ZM166 217V216H165ZM220 217V216H219ZM158 218H159V216L157 217V221H159L158 223H160V224H162L163 225V223L162 222H160V218H161V216H160V218H159V220H158ZM215 218V217H214ZM218 218V217H217ZM228 218V217H227ZM234 218H236V217H234ZM126 219V218H125ZM175 219V218H174ZM179 219V218H178ZM230 219V218H229ZM228 219V220H229ZM241 219L242 220H244L242 217H241ZM68 220V219H67ZM126 220H128V219H126ZM219 220V219H218ZM221 220V219H220ZM226 220V219H225ZM236 220V219H235ZM258 220V221H259ZM130 221V220H129ZM128 221V222H129ZM162 221V220H161ZM174 221H176V219L174 220ZM173 221V222H174ZM182 221V220H181ZM231 221V220H230ZM234 221V220H233ZM232 221V222H233ZM257 221V220H256ZM260 221L258 222V223H260ZM2 222V221H1ZM4 222H5V220H4ZM3 222V223H4ZM63 222V221H62ZM65 222V221H64ZM126 222V221H125ZM124 222V223H125ZM127 222V223H128ZM178 222V221H177ZM184 222V221H183ZM182 222V223H183ZM187 222V221H186ZM190 222V221H189ZM192 222V221H191ZM239 222V221H238ZM123 223V222H122ZM129 223H131V222H129ZM128 223V225H126V226H129V225H131V224H129ZM195 223V222H194ZM5 224V223H4ZM98 224V223H97ZM100 224H101V222H100ZM99 224V225H100ZM142 224V223H141ZM165 224H167V223H165ZM165 224H164V226H165ZM189 224H191V223H189ZM192 224H193V222H192ZM217 224V223H216ZM238 224V223H237ZM240 225H241V223H239ZM185 225V224H184ZM231 225V224H230ZM1 226H3V225H1ZM101 226V225H100ZM100 226H98V227H100ZM169 226V225H168ZM167 226V227H168ZM186 226V225H185ZM189 227H192V225H188ZM195 226V225H194ZM193 226V228H195ZM163 227V226H162ZM166 227V226H165ZM166 227V228H167ZM170 227V226H169ZM217 227V226H216ZM248 227V226H247ZM251 227H253V226H251ZM2 228H4V227H2ZM120 228V227H119ZM123 228V227H122ZM127 228V227H126ZM125 228V229H126ZM130 228V227H129ZM172 228V229H171ZM171 230L172 231H175V230H173V228H174V226L172 227V225H171ZM177 228V227H176ZM186 228H187V226H186ZM220 228V227H219ZM231 228H233V227H231ZM243 228V227H242ZM41 229H42V226H41ZM169 229V228H168ZM169 229V230H170ZM183 229V228H182ZM188 230H189V228H187ZM247 229V228H246ZM160 230H162V228L160 229ZM177 230V229H176ZM192 231H193V229H191ZM203 230V229H202ZM201 230V231H202ZM220 230V232H221V228L219 229ZM248 230V229H247ZM57 231V230H56ZM142 231H144V229L142 230ZM171 231V232H172ZM187 231V230H186ZM62 232V231H61ZM160 232V231H159ZM162 232H163V230H162ZM170 232V231H166V235L168 234V233ZM176 232V231H175ZM178 232H179V230H178ZM188 232H191V231H188ZM216 233H217V231H215ZM219 232V231H218ZM225 233H227L226 232V230L224 231ZM65 233V232H64ZM141 232H139V234H140ZM173 233V232H172ZM172 233H170L171 235H172ZM177 233V232H176ZM193 233H194V231H193ZM198 233V232H197ZM162 234H164V233H161V235ZM169 234V235H170ZM178 234V233H177ZM189 234H192V232L191 233H189ZM142 235V234H141ZM165 235V234H164ZM71 236V235H70ZM100 236V235H99ZM138 235H136L135 237H137ZM163 236V235H162ZM178 236V235H177ZM176 236V238H178V240H182V238H180V237H177ZM197 236H199V235H197ZM201 236H202V234H201ZM60 237H61V239L63 238V239H65L64 238V235H63V232L60 234ZM166 237H171V236H166ZM182 237V236H181ZM187 237V236H186ZM195 237V236H194ZM203 237V236H202ZM219 237V236H218ZM180 238V239H179ZM184 238H185V236H184ZM203 238H205L206 239V237H203ZM101 239V238H100ZM102 239H103V235H102ZM173 239H175V238H173ZM198 239V238H197ZM71 240H72V238H71ZM117 240H119V239H116V241ZM167 240L169 241V238H167ZM199 240V239H198ZM220 240V239H219ZM67 242H69V241H67ZM128 242V241H127ZM62 243H63V240H62ZM171 243V242H170ZM174 243H175V245L177 244V242H173V245H174ZM205 243V242H204ZM210 243V242H209ZM226 243V244H227ZM199 244H201L200 242H199ZM225 244V245H226ZM202 245V244H201ZM210 245V244H209ZM64 246V245H63ZM207 246V245H206ZM228 245H226V247H227ZM222 247H224L223 245H222ZM229 247V246H228ZM234 247V246H233ZM235 247L233 248V249H235ZM210 248H212V247H210ZM63 249H64V247H63ZM69 249V248H68ZM74 249V248H73ZM183 249H185V248H183ZM224 249H225V247H224ZM228 249H231L230 247L228 248ZM75 251V250H74ZM77 251V250H76ZM181 251V250H180ZM222 251H224V250H222ZM226 251V250H225ZM235 251V252H236ZM182 252V251H181ZM185 252H186V250H185ZM227 252V251H226ZM232 252V251H231ZM234 252V251H233ZM232 252V253H233ZM76 253V252H75ZM228 254V253H227ZM229 255V254H228ZM226 256V255H225ZM232 257V256H231ZM225 258V257H224ZM233 260H234V258H232ZM221 260V259H220ZM222 260H225V259H222ZM230 260V259H229ZM221 262V261H220ZM227 262V261H226ZM234 262V261H233ZM222 263H223V261H222ZM230 263V262H229ZM236 263V264H237ZM230 264H232V263H230ZM235 264V263H234Z\"/></svg>",
  "mask_w": 264,
  "mask_h": 264
}]
</instances>
